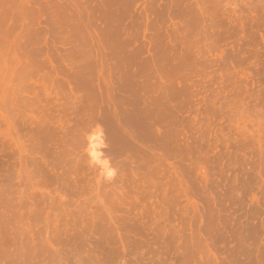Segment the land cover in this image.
<instances>
[{"label":"rangeland","instance_id":"rangeland-1","mask_svg":"<svg viewBox=\"0 0 264 264\" xmlns=\"http://www.w3.org/2000/svg\"><path fill=\"white\" fill-rule=\"evenodd\" d=\"M47 1H49V4L51 5L52 1H50V0H0V211H1L0 217H2L1 220L3 219L2 221L5 222L4 219L8 220L7 215L11 214L13 210H17L15 212L16 213L18 212L17 215L19 214L18 219L16 218L17 217L16 213H15V215L12 213L11 214L12 216L8 215L9 216L8 218L10 220L9 222L7 221L5 223H2V221H0V223L2 225L6 224V225H3V226H6V228L3 226L1 227V224H0V229L3 228L0 230L3 233V234L0 233V239H2V240H0V264H93V262H94V264H99L97 262L98 260H100L102 257L105 258L106 256H108L109 254H112V253H114L115 255H113L114 256L113 258L110 255L111 256V260H110L111 264H113L112 260H113L114 264H159V263L160 264H168V263L169 264H226V263L227 264H261V262H262V264H264V259H263L264 258V253H263L264 252V249H263L264 248L263 247L264 246V213H263L264 212V165H263V163H264V104H263L264 101L261 100V99H264V88H263L264 87V85H263L264 84V70H263L264 69V53H262V51L264 52V31H263V29H264V27H263L264 26V12H263L264 11V8H263L264 0H262V2H261V0H218V1L217 0H206V2L204 0L203 1L202 0H199V1L193 0L194 2L192 0H189V1L188 0L187 1L180 0L181 2L180 3L178 2V5H181V6L174 5L175 7H178V11L180 13V16L183 14V12L185 13L187 11L188 6H186V4H188V3L190 4V2L193 4V6H192V4H190L193 7L192 9H195V12H197V13H198V11H199V13L202 10L205 11L206 9L204 10V8H207L206 12L208 11L207 12L208 15L205 14L206 17L204 18V17H200V14L202 12L200 14L199 13L196 14V15H198V16H196V18H198V19H194V23H195V25L200 26L203 23L206 24V22H207L209 24L211 23L213 26L211 25V28H210V27H208L210 25L207 24L206 30L202 29L198 32H194V33L190 34L187 37L189 40H194L197 43L195 48H196V51L199 52V54H197V53L196 54L198 56L202 55L201 58L203 60H201L200 56L198 58L195 54V59L196 58L198 59L195 61H197L196 63L197 64L199 63L200 65L198 64V67H195V66H197V64L194 65L195 63L193 62L194 64L192 63L191 67H189V69L190 68L191 69L190 70H184L181 74V75H183V73H186V74H184V76L187 77L189 80L195 79L194 80L195 83H193L195 86H194V88H193V86H191L193 81L190 80L189 83H191V84L188 85V88L190 86L192 88L187 89L186 91L182 92V95L180 94L181 96L178 97V99L181 98V100L177 99L178 106H180V107H178V109H177L178 111L175 110L174 113H176V114H173V116L170 117L171 119L174 116L176 118L174 117L175 119L173 118L171 122L170 121H169V123L167 122L168 127H167V125L161 126L160 133L158 130H156V128H154V129L152 128L153 130L151 128H148V129L146 128L147 130H143L142 128L138 127V125L137 126L135 125L136 127L139 128L138 130L142 129L140 131L141 135L143 134L142 131L146 132L144 135H142V139L137 138L138 137L137 135H139L140 132H138L137 129L134 128L135 126H133V124L132 125L131 124H123L125 126V128L128 129V131L125 129V132H124V127H122L123 125H121V127H122L121 128L120 125L119 126L117 125L116 121L114 122V120H115V118L113 117L114 111L112 112V110H113V107H112L113 103L112 102L113 101L115 102V100H116V99L113 100V98L116 97V94L118 92V88L116 87V84H115L116 83V77H121V76L126 77L128 75V72L130 70L129 63L132 62V58L134 57V55L137 54L138 52H140L137 48L128 50L127 54L132 55V57L130 55V60H128L129 63H124L123 64L124 66L123 65L121 66V64H120L119 66H117L118 68H116L115 64L117 61H115V60H117V59H116L113 51H115V50H121L122 51L123 50L122 48L125 47V45L122 44L124 41L121 43V38L123 37V35H121V33L118 32L117 27H120L124 24L130 25L134 19H137L136 15L133 13L130 14L129 8L123 9L121 12H117L114 10V14L111 16V18L108 20L107 24L105 25V23H104L105 21H102V17L105 15V13H100V12L95 11V12H97L95 14V12H93L94 11L93 6L96 3L102 4L103 3L102 1H104V0H98V1L97 0L96 1L95 0H93V1L89 0L90 2L88 0H76L78 6L75 5L76 8L75 7L74 8L77 9L75 11H77V13L79 15H77V13L74 14V15H76V17L73 20L69 21V23L71 22L72 24H75V25L73 26L71 24L70 26L65 27V25H63V23H61L60 21L55 20L52 17H49V15L46 13L47 12L46 10L41 11V12L37 11V6L40 7L39 5H41L42 3H43L42 5L45 6V8H50L51 6L48 4ZM201 1H202V4L200 5ZM139 2L144 3L143 0H136V1H134L133 4L135 5ZM164 2H165V0H157V3H159V6L156 3L158 15H160V11L162 13V11L164 12V10H165V8H163L165 5V4L163 5ZM183 2H184V4H183ZM198 2H199V5H198ZM194 3L196 4V6ZM204 3L206 5H203ZM261 3H262V5H261ZM24 4L27 6H25ZM89 4H91V5H89ZM160 4H161L162 8H161ZM256 4L257 5L259 4V6L262 8H260ZM21 5L23 7L22 13H20L21 9H19V6H21ZM42 5H41V7H42ZM46 5H47V7H46ZM29 6L31 9H35L36 12L29 11L28 10ZM174 6H173V8H174ZM245 6H248V7L244 8ZM254 6L255 7L257 6V8H255ZM26 7H27V10H25L24 13L26 14L28 11L27 16H26L27 18L25 17L26 19L25 18L23 19V17H24L23 10H24V8L26 9ZM173 8L171 9V11L175 10V8L174 9ZM245 9L248 12L244 11ZM18 10L20 12H18ZM176 10L172 11L171 14L173 16L178 14L177 13L178 11H176ZM87 11L89 14L87 13ZM90 11H92L93 16H92ZM126 11L128 13H126ZM223 11H225V12L227 11V12L223 13ZM17 12L19 13L18 15L22 14L23 17H22V15L16 16ZM29 12L34 15V16H31V18H33V17L34 18L38 17V18H37V20H36V18L31 19V21L34 20V24L32 23V26L34 25L33 26L34 32H33V35L29 39L26 40L25 38L21 39L20 36L23 33H25L24 30L27 32V29H25V27L27 25H25V27H24V24L31 22L30 18H29V16H30ZM210 13L211 14L213 13V15L210 16ZM214 13L217 15V18H219V19H215L216 15H214ZM224 14H228V15L224 16ZM86 15H89L91 18L89 16H86ZM158 15L156 16V18H157L156 20H158V17H160V19H161L162 14L160 16H158ZM254 15H256V16H254ZM260 15H262V16H260ZM173 16L170 18V20H169L170 22L168 21L169 18H164V17H162V21L165 20L164 22H162L160 19H159V21H157L158 23H156V21H155L156 26L161 27L162 29H163V27H166L168 29V28H171L172 26H173V28L177 27V25L181 26L183 24V23H181V21L183 22V19H184L183 16H182V18H179L180 16L178 15L179 16L178 17L176 15L177 16V17L175 16L177 18L176 20L173 19V18H175ZM208 16L210 19L207 18ZM251 17H253V20H251ZM255 17H258V18L255 19ZM100 18H101V20H100ZM201 18H203L201 20L203 22L200 21ZM245 18H246L247 22L245 21ZM24 20L26 23L25 22L22 23V21H24ZM28 20H29V22H27ZM96 20H98V24L99 23L101 24L103 22L101 25H99L100 26V27H98L99 29L95 26L97 23ZM232 20H233V22H232ZM37 21L39 22L40 25L37 23ZM160 21H161V23H160ZM212 21L215 23L218 21V23H216V25H215V24H213ZM226 22H227V24H226ZM12 23L15 24L14 26H16V27H12ZM16 23H17V25H16ZM46 23L49 25V28H48V26L46 27V25H45ZM164 23L165 24L167 23V25H164ZM176 23H177V25H176ZM198 23H200V24H198ZM220 23H222V25ZM10 24H11V27L13 29L10 28V26H9ZM19 24H20V26H19ZM98 24H97V26H98ZM227 25H229V27H227ZM104 26L108 29H115V30H110L109 32H102L101 27H104ZM219 26H220V28H219ZM245 26H246V28H245ZM45 27H46V29H44ZM141 27L143 29L144 26L142 25ZM217 27H218L219 31L221 30V32H218ZM223 27L225 28V30ZM213 28L215 29V31ZM248 28H250V29H248ZM261 28H263V29L260 30ZM37 29H38V31H37ZM42 29L45 31V33H44V31H42ZM244 29L246 31H244ZM247 29H248V31H247ZM251 29L253 30V35H252ZM144 30H145V27H144ZM241 30H243V31H241ZM255 30H256V32H255ZM39 31L41 33H39ZM98 31H99V33L97 34ZM211 31H212L214 36L212 35V33H210ZM46 32H48V33H46ZM257 32H258V34H257ZM222 33L223 34L225 33L224 36ZM228 33H230V34H228ZM215 34H217V35H215ZM219 34H220V36H218ZM249 35H250V37H249ZM216 36H218V37H216ZM230 36H231V38H230ZM242 36H244V37H242ZM246 36L248 39L249 38H251V39L248 40L246 38ZM140 37L142 38V36H140ZM253 37H254V39H252ZM256 37H258V38H256ZM245 40H247V41H245ZM255 41H256V43H255ZM52 42H53V44H52ZM145 42L146 41H144L143 38L140 39L138 37V44L141 43V45H144ZM245 44H247V45H245ZM242 45H245V46H242ZM250 46H252V48ZM114 47L117 49H115ZM236 47H237V49H236ZM253 47H254V49H253ZM92 48H93V50H92ZM94 48L96 49L97 53H98V49L99 50L102 49V52L99 51V55H98L99 57L97 56V53H95L96 51ZM138 48H139V46H138ZM229 48H230V50H229ZM241 48H242V50H241ZM262 48H263V50H262ZM243 49H246L248 51L244 50V52H243ZM252 49H253V52L251 51ZM90 51H92V52L90 53ZM93 51H95L94 53L96 55L93 53ZM228 51H232L234 54L235 53L236 54L235 55L233 53L228 54V53H230ZM258 52H259V54H258ZM226 53L228 54V56ZM254 53H255V57L252 56V55H254ZM142 54L138 60H140L143 64H145L147 62L148 53L142 52ZM230 55H232V56H230ZM96 56H97L98 60H96L97 58L94 59ZM256 56L259 58L258 61L262 62V63H259L256 60L257 59ZM174 57L176 58L175 60L178 61L179 56H174ZM105 58L109 62L108 63L109 66H107V67L108 68L110 67V69H107L106 71H105V69L107 67L105 69L102 68L103 64H101L102 62H100L102 59H105ZM110 58L114 59V60H112V65L114 63L113 67L111 65V59ZM56 61H57V63H56ZM59 64H61V65H59ZM211 64H213V65H211ZM259 65L262 66L261 69H260ZM114 66H115V68H114ZM101 70H103V73H101ZM194 71L196 73L197 72L198 73L196 74V73H194ZM146 72H147V70L140 73V75L138 74V76H141V75L145 74ZM254 73H256V74H254ZM107 74H109L108 78L111 82L107 79V77H106ZM188 74H190V75L193 74V75L190 76ZM181 75H180V78H181ZM233 75L234 76L236 75V76L234 77ZM194 76H196V77H194ZM213 76L215 79L212 78ZM70 77L72 80L70 79ZM97 77H98V80H97ZM105 77H106V79H105ZM192 77H194V78H192ZM102 79L104 80V82L106 84L103 82ZM218 79H219V81H218ZM261 79H262V81H261ZM38 80H40L41 82ZM106 80H108L109 83ZM197 81H199V82L201 81L202 83L201 82L199 83ZM45 82H49V83H45ZM42 83H43V85H42ZM234 83H237V84H234ZM240 83L244 84V85L238 86V84H240ZM49 84H50V86H48ZM180 84L182 85L183 82H181ZM39 85L41 88L39 87ZM111 85H113V86H111ZM44 86H47L48 88L44 87ZM105 87H106V89H105ZM235 87H236V89H235ZM237 87H241V88H237ZM42 88H43V91H42ZM197 88L199 90H197ZM261 88H263V89H261ZM241 89H243L244 91ZM188 90H191V92ZM253 90L255 91V93ZM57 91H59V92H57ZM107 91L109 94H106ZM196 91L197 92L199 91L198 92L199 94ZM234 91H236V92L241 91V92H237V94H236V92L234 93ZM200 92H204V93L200 94ZM42 93H45L46 95L45 94L43 95ZM184 93H185V95H184ZM192 94H193V97H192ZM194 94H195V96H194ZM217 94H218V96H217ZM95 95H97V96H95ZM206 95H207V97H206ZM238 96L240 97L239 99H238ZM252 96L254 98L256 97L255 100H252V99H254V98H252ZM259 96L262 98H260ZM58 97H59V99H57ZM186 97H188V98H186ZM201 97H202V99H201ZM84 98L85 99L88 98V99L85 100ZM199 99H200V101H199ZM206 99H207V102H206ZM209 99L211 102L209 101ZM213 99H214V101H213ZM81 100L83 101V103H85L84 100L86 101V103H85V105H87L86 108L82 107L84 104L82 103ZM100 100L102 101V104H101ZM105 101L107 103H105ZM181 101L185 102L184 105L182 104ZM188 101H191V102H189L190 104L188 103ZM250 101L252 103H250ZM258 101H259V104L261 106L257 105ZM260 101H262V102L260 103ZM90 102L93 104L90 105L89 104ZM255 102H257V103H255ZM98 103H100V104H98ZM207 103H209V104H207ZM211 103H213V104H211ZM249 103L251 105H254V106H250ZM192 105H193V107H191ZM207 105L208 106L210 105V107H208ZM224 105H225V107L228 105L229 106H228V108L222 107ZM235 105H236V107H235ZM255 105H257V106H255ZM98 106H99V108H98ZM195 106H197V107L194 109ZM187 107H188V109H186ZM78 108H80L81 110ZM82 108H85V109L82 110ZM104 108L107 110L104 111ZM109 108H110V110H109ZM189 108H190V110H189ZM93 109H95V110H93ZM213 109H214L215 113L213 112ZM221 109H223V111ZM89 110L91 111V113L88 112ZM101 110H103L104 113ZM179 110H180V112H179ZM186 110H187V112H186ZM192 110H193V112H192ZM194 110H197V111H194ZM203 110H205L206 113H204L205 111H203ZM226 110H228L227 114H226V112H224ZM78 111H80L81 113H79ZM83 111H84V115L82 114ZM93 111H94V113H96L95 114L96 117L94 116V114H92ZM98 111L102 112V114L97 113ZM86 112H88V114H86ZM177 112L180 113L179 114L180 116H178ZM182 112H184V113H182ZM78 114L79 115L81 114L80 117L82 116L83 119H82V117H81V119H79ZM85 114H86V117H85ZM220 114H221V116H220ZM223 114H225V115H223ZM87 115H90L91 117L87 116ZM186 115L188 118L190 115V118H189L190 122H189V119L186 117ZM205 115H207L208 117L205 118ZM212 115H213V118H212ZM233 115H235L236 117L235 116L233 117ZM107 116L112 118V119L107 118ZM177 116H178V118H177ZM200 116H202L204 118H200ZM84 117L86 119H84ZM88 117H90L91 120L88 119ZM92 117H94V118H92ZM185 117H186V121H185ZM77 118L79 119V121L81 120L80 123H78L79 121H77L78 120ZM97 118H98V120H97ZM105 118L107 121L105 120ZM179 118H181V119H179ZM207 118H208V120L206 121ZM237 118L239 120H237ZM183 119H184V122H183ZM232 119L233 120L235 119V120L233 121ZM89 120H90V122H89ZM92 120L95 123H93V122L91 123ZM100 120H101V122H100ZM192 120H193V122H192ZM196 120H199V121H196ZM102 121H103V123H102ZM105 121H106V123H105ZM179 121L181 124L182 123L183 124L181 125L179 123ZM211 121H213L212 122L213 124L211 123ZM256 121H257V123H256ZM37 122H39L38 124L40 126L36 124ZM46 122H48V125L46 124ZM61 122L63 125H59V124H61ZM75 122H76V125H75ZM197 122H198V126L196 125L195 128H193L192 125L194 126V124ZM205 122H207V123L209 122V123L205 124ZM218 122L220 125L217 124ZM186 124L188 125V127H186L188 129L183 127ZM210 124H211V126H210ZM221 124H223V125H221ZM225 124H227V125H225ZM43 125L44 126L46 125V126L44 127ZM50 125H53V126L50 127ZM175 125H176V127H175ZM189 125L191 127H189ZM38 126H39V128H38ZM130 126H132L131 129H130ZM165 126L168 129L165 130V128H164ZM223 126H226V128L225 127L223 128ZM111 127H112V129H111ZM116 127H118V128H116ZM199 127H200V129L197 130V128H199ZM202 127H204V128H202ZM46 128H48V129L46 130ZM201 128H202V131H201ZM116 129H118V131H116ZM120 129L122 130V133H121ZM135 129H136V132L138 134L136 132H134ZM175 129L176 130L180 129L179 130L180 134H179V131H177L178 132V134H177ZM189 129L191 131L193 129V131L191 132ZM65 130H67V131H65ZM110 130L112 132H110ZM154 130H155V132H154ZM162 130H164L163 131L164 133L167 130L168 131L173 130L172 131L173 133L170 132V134H169V132H166L168 135L163 134V136H164L163 137L162 136V133H163ZM187 130H189V132ZM205 130L208 134H210V138H209V136H207L208 134L206 132H204ZM55 131H56V134H55ZM62 132H65V133H62ZM126 132L129 133V135L125 134ZM149 132H151V134L155 135V138L157 136L159 137V135L164 138V141L161 138H160V141L162 140V144H164V146L166 145L165 146L166 149H163L165 151H163V150L161 151V146H160L161 144L160 145L157 144V141H158V143H161L159 141V138L155 139L154 137H152L153 135H151V139L149 138L150 137ZM58 133H60V134H58ZM147 133H148V135H147ZM155 133H157L158 135ZM115 135H118V137ZM119 135H121L122 137ZM180 135H181V137H180ZM144 136H145V138H144ZM170 136H171V138H170ZM192 136L194 138H192ZM111 137H112V139L110 141ZM139 137H140V135H139ZM147 137L149 140L147 139ZM165 137L168 138L167 143L168 144L170 143L171 145H173V143H175L177 141L176 139H179V140L177 141L178 143L176 142L177 144L175 143L173 145V148H171L172 146L167 145V143L165 141L167 139ZM178 137H180V138H178ZM195 137H196V139H195ZM200 137H202V138H200ZM205 137H207V138H205ZM222 137H223V139H222ZM113 138H114V141H113ZM135 138H136V140H135ZM143 138L146 141L148 140L147 143L149 145L145 144L146 141L143 140ZM153 138H154V140H153ZM185 138H186V140H185ZM204 138L206 139V141ZM89 139H91V141H92L91 147L89 145L90 144ZM127 139H129V141ZM133 139L135 141H133ZM188 139H189V141H188ZM255 139H257V140H255ZM140 140H142V141H140ZM169 140L171 142H169ZM218 140L220 143L218 142ZM230 140H232V141H230ZM253 140H254V142H253ZM181 141H182V143H185L184 145H186V146L181 144ZM184 141H186V142H184ZM192 141L194 142V144ZM198 141H200V142H198ZM118 142H119V145H118L119 148H116V147H118L117 146ZM120 142H122V143H120ZM123 142L125 143V145ZM139 142H141V143H139ZM154 142H156V143H154ZM202 142H204V143H202ZM225 142H226V144H222ZM98 143H100V145ZM253 143H255V144L253 145ZM120 144H123L124 146L123 145L122 146L124 148H126V149H123L125 151V154H124V151L122 150V148L120 149V147H122V146H120ZM154 144L159 145L160 148L158 146L157 147L160 150H158L156 145H154ZM180 144H181V147H180ZM190 144H192L193 146ZM214 144H217V146ZM256 144L257 145L259 144V145L257 146ZM111 145L114 148H112ZM128 145H130V147ZM187 145H188V147H187ZM207 145L208 146L211 145L212 148H210L211 147L210 146L209 147L210 149H207L208 148ZM223 145H224V148L221 147ZM241 145H242V147H241ZM144 146L145 147L147 146V147L145 148ZM194 146H195V148H194ZM203 146H205V147H203ZM225 146H227V147H225ZM253 146H255V147L253 148ZM102 147L104 149H102ZM140 147H142V148L140 149ZM150 147H152V149ZM162 147H163V145H162ZM190 147L194 148V149H196V148H198V149L194 150V149H191ZM214 147H216V148H214ZM238 147L239 148L241 147L243 150L237 149ZM244 147H245V150H244ZM174 148L176 149V151ZM178 148H180V150H178ZM188 148H190L191 151H189L190 149H188ZM149 149H150V151H149ZM119 150L121 151L120 153H122V151H123V153L121 155L118 154ZM185 150L187 152L189 151L188 153L190 154L189 155L190 157L188 156V153H186ZM198 150L200 151V153L198 152ZM221 150H222V153H221ZM226 150H228V152H230L231 154L230 153L227 154L228 152ZM100 151L102 153H99ZM179 151H181V152H179ZM195 151H197V152L195 153ZM106 152H108V153H106ZM157 152L159 154L155 155V154H157ZM165 152H167V155H168V153H170L169 158H168V156H166L164 154ZM171 152H173L172 155L174 157L171 155ZM131 153H133V154H131ZM135 153H137L136 154L137 156L134 155ZM149 153L153 154L154 156L152 155V157H151V155H149ZM193 153L198 154L197 156L200 155V157L202 159L204 158L203 160L205 163L203 162V160L200 157L199 158L202 160V162H200L201 160L198 158L199 163H197V157H195L196 155L193 156ZM115 154H118L119 157H117L118 155L116 156ZM123 154H124V156H122ZM126 154H128V156H130V155H133V156L128 157ZM175 154H177V155H175ZM183 154H186V155L183 156ZM201 154H204V157ZM103 155H105V156H103ZM138 155L141 156L140 157L141 159L138 158L139 157ZM179 155H180L181 159H179L180 158ZM213 155L216 156V158H214ZM155 156L159 157V159H161V160L163 159L162 160L163 162L161 160H159L158 158L156 159ZM185 156L188 157V160H187V157H185ZM217 156H220V157L224 156L223 157L224 159H222V157L220 158ZM88 157H90V158L87 159ZM144 157H146V158H144ZM206 157H207V159L208 158L209 159L206 160L205 159ZM225 157H227V158H225ZM147 158H148V160H147ZM171 158H173V159H171ZM210 158H212V159H210ZM111 159H113V160H111ZM122 159L124 161L123 163L125 166H122L123 165L121 162ZM136 159L138 160V162L140 160L141 161L139 163H137ZM143 159H145L144 161L147 160L148 163L144 162ZM185 159L187 161H185ZM232 159H234V160H232ZM57 160H58V162H56ZM127 160L128 161L130 160L131 163L128 162ZM155 160H156V162H155ZM158 160L161 161V163L160 162L158 163ZM175 160H178L179 162L177 163V161H175ZM189 160H191L192 162ZM209 160L210 161L212 160L214 163L212 161H211L212 162L211 163ZM230 160H232L231 163H230ZM59 161H60V164H59ZM119 161H120V163H118ZM135 161H136V163H135ZM220 161H222V163ZM227 161H229V162H227ZM233 161L236 163H234ZM49 162H50V164H49ZM153 162H155L156 164ZM175 162H176V164H175ZM193 162H195V164ZM116 163H118V164H116ZM140 163H142L141 164L142 167L140 166ZM150 163H153V165L151 164L152 165L151 166ZM47 164H49V165H47ZM154 164H155V166H154ZM157 164H158V167L156 166ZM159 164L163 165V166L161 165L162 168L160 167ZM213 164H214V167L216 166L215 168L219 169L220 171L215 170V168L212 167ZM233 164H234V166H233ZM51 165L53 166V168ZM60 165H61V167H59ZM144 165L146 166V169L148 166H149L148 168H150V169L146 170ZM166 165L168 167H166ZM182 165L185 167L182 168ZM230 165H232V166H230ZM262 165H263V167H262ZM56 166H57V168H56ZM104 166L106 167V169H104V171L102 173L101 170H103ZM138 166H140L139 168L141 170H143V171L139 170L140 174H136V172H138V169H139ZM188 166L189 167L191 166L192 171L190 170V168ZM197 166H198V168H197ZM209 166L211 169H209ZM229 166H230V168H229ZM46 167H47V169H49V171L51 173L47 171L49 174L45 175V173H47V172H45V170H47V169H43V168H46ZM87 167H89V168L93 167L92 169H94V170L90 169L91 170L90 171L87 169ZM127 167H129L128 169H130V171L127 169ZM193 167H195V168H193ZM200 167H201V169H200ZM232 167H234V168H232ZM83 168H85L87 172ZM136 168H137V170H136ZM157 168L159 171H157ZM212 168H214V170H212ZM152 169H153L154 173L152 172ZM162 169L167 170V172L165 170V175H164V170H162ZM168 169H170L169 171H171V172H169ZM196 169H198V170H196ZM221 169L224 171L226 169V171L223 172ZM210 170H211V173H209ZM227 170H228V172H227ZM144 171L147 174H144ZM184 171L187 174H185ZM195 171H197V174ZM43 172H45V173H43ZM126 172H128L129 175H126V174H128ZM150 172H152L153 175ZM160 172H161V174H157L158 177L162 178L159 181V178H156L155 174L160 173ZM189 172H190V174H188ZM216 172H217V174H216ZM219 172L224 174L225 179H224V177H221L223 175ZM232 172H233V174H232ZM62 173H63V175L65 174L64 175L65 177L64 176L61 177L59 175V174L62 175ZM66 173H68V174L70 173L69 174L70 176L67 175ZM141 173L144 174L145 176L147 175L149 177L148 178L146 176V178H145L146 182H144L145 176L142 175ZM149 173H150V175H149ZM192 173H193V176H192ZM234 173H235V177H234ZM71 174H72V176H71ZM81 174L84 177L83 176L81 177ZM108 174H111V175H108ZM219 174H221V175L218 176ZM226 174H227V176H226ZM116 175H117V177H116ZM118 175L120 177H123V178L120 179V177ZM130 175L132 176V178H135V179H133L134 181L135 180L137 181L140 178H141V181H142V179L144 181L141 183V181L138 180L137 182L133 183L134 181L131 178H128ZM154 175H155V177H154ZM229 176H231V177H229ZM52 177H54V178L52 179ZM58 177H60V178L58 179ZM63 177H64V179H63ZM79 177H81V178L79 179ZM89 177L91 180L89 179ZM166 177H167V179H166ZM170 177H171V179H170ZM198 177L203 178L204 181L202 179H197ZM55 178H57V181H59V182H56V180H54ZM164 178H165V180H164ZM176 178H178L177 181L179 180V183H178L179 188H181V189H178V187H177V189L179 191L181 190V192L182 193L184 192L185 194L178 192L176 187L174 188V186H178V184L176 182ZM230 178H232V179H230ZM60 179H63V180L60 182ZM82 179H84V180H82ZM88 179L90 182H88V184H87L86 181H88ZM94 179H95V181H94ZM114 179H115V181H114ZM126 179H128V180H126ZM209 179H211V180H209ZM222 179H223V182L221 181ZM228 179H230L231 181H229ZM233 179L235 181H233ZM64 180H66V182ZM123 180H124V182H123ZM149 180H150V182H152V180H153L154 185H153V183L148 184ZM196 180L198 181V183ZM92 181L94 184L91 183ZM161 181H164L165 183L161 182ZM167 181H168V183H167ZM210 181L213 182L212 185L210 184L211 183ZM102 182H104V183H102ZM63 183H64V185H63ZM68 183H69V185H68ZM70 183H71V185H70ZM169 183L173 184V186L170 184L171 188H169L170 187ZM221 183H223L224 185ZM72 184H74V187L72 186ZM125 184H128V185H125ZM139 184H140L141 188H140V186H138ZM232 184H234L236 186H233ZM129 185L131 187L133 186L132 189L130 188ZM145 185H146V187H145ZM160 185L162 186V191L160 190V188H161ZM163 185H165L166 187H164ZM216 185H217V188H216ZM137 186H138V188H137ZM199 186L201 189L198 188ZM250 186H252V187H250ZM91 187L94 189H92ZM125 187H126V189H125ZM128 187H129V190L131 189L134 192L132 193V191L130 190L131 191V193H130L129 190L127 189ZM163 187L165 189H163ZM192 187H194V188H192ZM195 187L197 188V190ZM204 187L208 192L205 191V189L204 190L202 189ZM222 187L227 188V190L225 189L226 190L225 191ZM85 188H87V189L85 190ZM117 188L121 189V192H122V195H119V196H122V198H125V199L127 198V195L129 197L126 200L124 199L125 201L122 200L124 202L123 204H122V202H120V204L118 203L119 205L117 204L118 206L109 207L108 203H104V200H107V201L109 200L108 196L110 194L108 192L110 189H111L110 191H113ZM149 188L152 190V193L149 190ZM182 188L184 191L182 190ZM190 188H192V189L190 190ZM242 188H243V190H242ZM81 189H82V191H80ZM143 189L145 190L146 193H144ZM155 189H157V190H155ZM168 189H170V192ZM232 189H233V191H232ZM107 190H108V192H107ZM122 190H124V191H122ZM135 190H136V192L138 191L139 193L138 192L135 193ZM163 190H165V193ZM214 190H217L215 192H218V193L215 194ZM104 191H106V193ZM149 191L153 195H151L149 193ZM187 191H189V194ZM118 192L121 193L120 191H118ZM124 192L127 193V194L125 193L126 196H124ZM141 192L143 193V197H141L142 195H139V194H142ZM154 192L156 193L155 198L153 197ZM161 192H163L164 196L162 195ZM174 192H175V194H174ZM160 193H161V195H159ZM231 193L233 196L231 195ZM72 194H73V196H72ZM78 194H79V196H78ZM88 194L91 198L88 196ZM105 194H109V195H106L107 197H105ZM147 194L148 195L150 194L151 196L150 195L145 196ZM168 194H170V196L167 197ZM132 195H133V197H132L133 199L130 198ZM188 195H191V197H193V199ZM242 195L243 196L245 195V196L243 197ZM144 196L146 198L149 197V198H147L148 200ZM160 196L161 197L163 196V197L161 198ZM216 196L223 201H221V200L217 201L218 199L216 198ZM227 196L231 197L232 199L227 197ZM174 197L176 200L174 199ZM262 197H263V199H262ZM113 198L115 199V197H113ZM139 198H142V199H139ZM163 198L164 199L167 198L169 200H167V199L164 200ZM171 198L174 201H172ZM235 198H237V199L239 198L240 200L239 199L237 200ZM143 199H146V200L143 201ZM24 200L27 202V203L26 202L25 203L28 205H25ZM132 200H134V202ZM129 201H130V203H132V202L133 203L130 205ZM220 201H221V203H223V207H224L223 209H225L224 211H223V209H221L222 204L220 203ZM135 202L137 205L136 204L134 205ZM147 202H148V204H147ZM153 202H155L157 204H155ZM20 203L22 204L21 207H20ZM125 203H126V205H125ZM159 203H161L160 205H162V207L159 205ZM138 204H141L142 206L140 205L141 206L140 207V206H138ZM167 204H170V205L167 206ZM171 204H173V205L175 204V206L172 205L173 206L172 207ZM183 205L186 207L191 205L192 207L191 208H189V207L183 208L184 207ZM240 205H242V207ZM25 206H26V208H25ZM104 206H107L108 210L110 212H113L114 216L119 218V221L117 223V227L120 226V229H121L120 233L121 234L124 233L125 229H126L127 231H131L130 233L133 235V237L131 238V240H132L131 243L127 246V248L130 250V252H129V254L127 252L126 257H124V258H120V257H122V256H120V255H122V253L120 255H116V253L119 252L118 249H120V247L117 246V243H115L116 247H114L115 246L114 244L113 245L110 244V247H108V245L106 247H104L102 245H98V244L96 245V243L98 242L97 239L102 234V230L99 228V225L102 224V223H100L101 217H102L100 207H104ZM143 206H144V208H143ZM148 206H150V207H148ZM220 206H221V208H220ZM137 207H139V208H137ZM147 207H148V209H147ZM169 207H170V209H169ZM200 207H203V208L201 209ZM126 208H128V209L126 210ZM131 208H132V210H131ZM150 209H153L152 212H154V211L155 212L153 214H151L152 212L150 211ZM173 209L175 211H177V210L178 211L175 213V211ZM180 209H183V210L188 209V210H186V212L187 211H190V212H187V214H186L185 211H183V210L180 211ZM163 210H164V212H162ZM165 210L168 211V213H166ZM170 210H171V212H170ZM6 211H8V212H6ZM132 211L134 212L133 214H132ZM148 211H150V212H148ZM200 211L202 212V214ZM203 211H205L204 212L205 214L203 213ZM208 211H210V212H208ZM138 212L141 214V216H140V214L137 215ZM147 212H148V214H147ZM159 212L164 216H162L161 214L159 215ZM181 212H182V214H181ZM191 212H193V213L191 214ZM216 212H218V213H216ZM257 212H259V213H257ZM1 213H3V214H1ZM135 213H137V214H135ZM149 213H150V215H149ZM157 213L159 216H157ZM188 213H190V214L188 215ZM207 213H208V215H207ZM222 213L224 215H222ZM5 214H6V216H5ZM130 214H132V215H130ZM168 214H170V216ZM217 214H218L217 218L218 217L219 218L217 219L218 221L215 222L216 219H213V217H215V215H217ZM127 215H129L128 218H127ZM147 215L149 216V218ZM171 215H173L174 218ZM184 215L186 216L185 220H183ZM3 216H4V218H3ZM22 216H23V218H22ZM79 216L80 217L83 216V217L80 218ZM133 216L138 221H136V219ZM152 216H153V218H152ZM76 217H78L79 219ZM84 218L85 219L87 218V220H85ZM139 218L141 219V221ZM175 218H177V220H175ZM88 219H89V221H88ZM21 220L23 223L21 222ZM70 220H71V222H70ZM127 220H129L130 222L128 221L126 224ZM133 220H135V222H139V221L140 222L137 223V225H135L136 223ZM149 220H150V222L153 221V223L152 222L149 223ZM162 220L164 221V223L162 222ZM174 220H175V222H173ZM187 220L190 221L188 223L189 226L187 224V222H188ZM12 221L15 225L10 224V222H12ZM67 221H69L70 223H68ZM142 221H144L145 223ZM160 221H161V223H160ZM168 221L169 222L172 221V224H170ZM182 221H184V222L186 221V223L183 224L184 222L182 223ZM217 222H218V224H217ZM7 223H9V224H7ZM17 223H18V226H17ZM73 223H74V225H73ZM157 223H160V224H157ZM69 224H70V226L73 225L74 228H73V226L70 227ZM149 224L152 225V226L150 225L152 227L151 229H150ZM13 225H14V227H13ZM157 225L159 228L158 227L155 228V226H157ZM177 225H179V229L177 228ZM184 225H186V226H184ZM125 226L128 229L125 228ZM172 226H175L176 228H174ZM7 227L9 229L11 228L10 231H8L9 229ZM68 227H69V229H68ZM87 227H90L88 229H92V231H90L88 234L84 232V230H86ZM185 227H186V229H185ZM14 228H15V230H13ZM70 228H71V230H70ZM161 228H164V230L162 229L163 232L165 231L164 233L160 230ZM181 228L182 229L184 228V230H181ZM65 229H68V230H65ZM153 229H154V231H153ZM168 230L170 231V234H169ZM171 230L172 231L174 230L175 232L171 233L172 232ZM14 231H15V233H14ZM180 231H183V232H180ZM4 232H6L8 234V236ZM10 232L14 233L15 235H12ZM151 232H152V236H151ZM158 232H160V233H158ZM161 232H162V235H164L163 238H162ZM130 233L128 232V234H130ZM177 233H179V235ZM9 235L12 236L11 239L8 238ZM158 235H159V237H161L160 239L157 237ZM247 235L249 237H247ZM144 236H146V237H144ZM155 236L158 239L154 238ZM178 236H179V239H176V238H178ZM140 237H142V240ZM147 237H148V239H147ZM149 237L153 238V240ZM170 237H171V239L172 238L173 239L171 240ZM242 237H243V240H242ZM135 238H137V239H135ZM143 238H144V240H143ZM164 238H165V240H164ZM194 238H196V239H194ZM197 238H199V239H197ZM237 239H239L240 241ZM148 240H150V242L148 243L149 245L147 243L145 244V242H147ZM197 240H199V242ZM241 240H242V242H241ZM85 241L88 243H85ZM152 245H153V247H152ZM112 246L114 247V250H113ZM150 246L152 248H150ZM261 246H262V248H260ZM93 249H94V254H92ZM103 249L105 251H103ZM115 249H117V252L115 251ZM99 250H102V252L100 251L101 254L99 253ZM260 250H263V252ZM204 251H206V252H204ZM103 252H105V254ZM120 252H121V249H120ZM262 253H263V256H262ZM102 254H103V256H102ZM240 254H241V256H240ZM258 255H260V256H258ZM93 256H95V257H93ZM110 256H108V257L110 258ZM235 256H236V258H235ZM183 257L184 258L187 257V258L184 259ZM240 257H242L243 259H240ZM234 258H235V260H234ZM259 260L261 262H259Z\"/></svg>","mask_w":264,"mask_h":264},{"label":"bare ground","instance_id":"bare-ground-1","mask_svg":"<svg viewBox=\"0 0 264 264\" xmlns=\"http://www.w3.org/2000/svg\"><path fill=\"white\" fill-rule=\"evenodd\" d=\"M50 1H52V3H51V5L49 4V1H47L48 2V4L51 6L50 8H45V6H43L42 4V7H41V5H39L40 7H38L37 6V11L38 12H41V11H47L46 13L49 15V17H52V18H54L55 20H58V21H60L61 23H63V25H65V27H68V26H70L72 23L70 22L69 23V21L70 20H73L75 17H76V15H74V14H76L77 13V11H75V10H77V9H75L76 8V6H78L77 5V2H76V0H50ZM89 1V0H88ZM93 1V0H92ZM96 1V0H95ZM98 1V0H97ZM117 1V2H116ZM134 1H136V0H104V1H102L103 3L102 4H98V3H96L94 6H93V9H94V11L93 12H95V11H97V12H100V13H105V15L102 17V21H105L104 23H105V25L107 24V22H108V20L111 18V16L114 14V10L115 11H117V12H121L123 9H128L129 8V13L130 14H135L136 15V18L138 19H134L133 21H132V23L130 24V25H127V24H124V25H122V26H120V27H117V30H118V32H120L121 33V35H123V37L121 38V43L122 44H124L125 45V47H123L122 49V51L121 50H115V51H113V53H114V55H115V57H116V59L117 60H115V61H117L116 62V64H115V66H116V68H118L117 66H119L120 64H121V66L124 64V63H129L128 62V60H130V55H128L127 54V52H128V50H130V49H138L140 52H138L137 54H135L134 55V57L132 58V62H130L129 63V68H130V70H129V72H128V75L126 76V77H116V87L118 88V92H117V94H116V97L115 98H113V100H115V102L113 101L112 103V107H113V110H112V112L114 113L113 114V117L115 118V120H114V122L116 121V123H117V125L119 126L120 125V127H121V125H123V124H133V126H137L138 125V127H140V128H142L143 130H147L148 128H156V130H158L159 131V133H160V128H161V126H164V125H167V127H168V123H169V121L171 122L172 121V119L175 117H173L172 119L170 118L171 116H173V114H176V113H174L175 112V110H177L178 109V107H180V106H178V103H177V99H178V97L179 96H181L182 95V92H184V91H186L187 89H190V88H192L191 86H193V88H194V84L193 83H195V79L194 80H192V79H190L191 81H193L192 82V84L191 83H189L190 82V80L187 78V77H185L184 76V74H186V73H183V75H181L182 74V72L184 71V70H190L189 69V67H191V64L193 63L194 65H196L197 63V61H195V60H198L197 58L195 59V54L197 53V54H199V52L198 51H196V45H197V43L194 41V40H189L187 37L190 35V34H192V33H194V32H198V31H200V30H202V29H204V30H206V28H207V24H209V23H207L206 22V24L205 23H201L202 25H200V26H198V25H195V23H194V19H198V18H196V16H198V15H196V14H198L199 13V11H198V13L197 12H195V9H192L193 7V4L190 2V4H192V6L188 3V4H186V6H188L187 8V11L184 13L183 12V14L180 16V13H179V11H178V7H175L174 5H176V6H181V5H178V2L180 3L181 1L180 0H165V2L163 3V5H164V7L163 8H165V10H164V12L162 11V13H161V11H160V15H161V19H160V17H158V20H156L157 18H156V16L158 15L157 14V4H158V6H159V3H157V0H143V2L144 3H137V4H133L134 3ZM185 1H187V0H185ZM184 1V2H185ZM189 1V0H188ZM193 1V0H192ZM197 1V0H196ZM199 1V0H198ZM203 1V0H202ZM202 1H201V3H200V5L202 4ZM205 2H206V0H204ZM218 1V0H217ZM87 2V1H86ZM90 2V1H89ZM88 2V3H89ZM184 2H183V4H184ZM194 2V1H193ZM261 2H262V0H261ZM157 3V4H156ZM186 3V2H185ZM258 3V2H257ZM27 4V3H26ZM47 4V5H48ZM195 4V3H194ZM253 4V3H252ZM25 5V4H24ZM23 5V6H24ZM28 5V4H27ZM27 5H25V6H27ZM45 5V4H44ZM47 5H46V7H47ZM76 5V6H75ZM89 5H91V4H89ZM190 5V6H189ZM198 5H199V2H198ZM203 5H206L205 3L203 4ZM255 5V4H254ZM257 5V4H256ZM261 5H262V3H261ZM264 5V4H263ZM24 6V7H25ZM160 6H161V4H160ZM173 6H174V8H175V10L176 11H178L177 13L178 14H176L179 18H182V16H183V22L181 21V23H183L181 26H178L177 25V23L179 22H177L176 23V25H177V27H174L173 28V26L171 27V28H166V27H163V29L161 28V27H158V26H156V24H155V21H156V23H158L157 21H159V19L162 21V17H164V18H169L168 19V21L170 20V18L173 16L171 13H172V11H175V10H172L171 11V9L173 8ZM195 6H196V4H195ZM221 6V5H220ZM257 6H259V4L257 5ZM257 6L255 7V8H257ZM21 7V8H20ZM49 7V6H48ZM75 7V8H74ZM89 7V6H88ZM248 6H245L244 8H247ZM260 7V6H259ZM78 8V7H77ZM161 8H162V6H161ZM173 8V9H174ZM260 8H262V7H260ZM263 8H264V6H263ZM19 9H21V12L18 10V12H20V13H22V9H23V7H22V5L21 6H19ZM207 10V8H204V10ZM252 9V8H251ZM25 10H27V7H26V9L24 8V10H23V15H24V17H23V15L22 14H20V15H22V17H23V19L27 16V13H28V11H27V13L25 14L24 13V11ZM29 11H34V12H36V10L35 9H31L30 8V6H29V9H28ZM162 10V9H161ZM206 10L205 11H201L199 14H200V17H206L205 16V14H207V12H206ZM227 10V9H226ZM128 11V10H127ZM126 11V13H128ZM183 11V10H182ZM222 11V10H221ZM244 11H246V9L244 10ZM250 11V10H249ZM16 13L17 15L16 16H20V15H18L19 13ZM91 12V14H92V16H93V13H92V11H90ZM97 12H95V14L97 13ZM124 12V11H123ZM227 12V11H226ZM225 11H223V13H226ZM246 12H248V11H246ZM257 12V11H256ZM261 12V11H260ZM264 12V11H263ZM87 13H88V11H87ZM86 13V14H87ZM159 13V12H158ZM216 13V12H215ZM214 13V15H216ZM29 14H30V16H29V18H30V21H31V19H35L34 17L33 18H31V16H34L33 14H31L30 12H29ZM89 14V13H88ZM174 14V13H173ZM222 14V13H221ZM261 14V13H260ZM10 15V14H9ZM77 15H79L78 13H77ZM98 15V14H97ZM160 15H158V16H160ZM175 15V14H174ZM175 15V16H176ZM208 15V14H207ZM211 15H213V13L211 14L210 13V16ZM228 14H224V16H227ZM86 16H89V15H86ZM175 16H173V17H175ZM176 16V17H177ZM230 16V15H229ZM254 16H256V15H254ZM260 16H262V15H260ZM90 17V16H89ZM173 18V19H177V18ZM199 17V18H200ZM238 17V16H237ZM27 18V17H26ZM25 18V19H26ZM28 18V19H29ZM38 18V17H37ZM37 18H36V20H37ZM91 18V17H90ZM208 19H210L209 18V16L207 17ZM214 18V17H213ZM212 18V19H213ZM228 18V17H227ZM250 18V17H249ZM256 18H258V17H255V19ZM263 18V17H262ZM21 19V18H20ZM19 19V20H20ZM47 19V18H46ZM203 18H201L200 19V21L202 20ZM215 19H219V18H217V15H216V18ZM225 19V18H224ZM234 19V18H233ZM39 20V19H38ZM100 20H101V18H100ZM164 20V19H163ZM230 20V19H229ZM240 20V19H239ZM248 20V19H247ZM251 20H253V17H251ZM97 21V23H96V27L98 28V27H100L99 25H101L100 23L98 24V20H96ZM161 21H160V23H161ZM165 21V20H164ZM164 21H162V22H164ZM199 21V20H198ZM205 21V20H204ZM215 21V20H214ZM226 21V20H225ZM237 21V20H236ZM245 21H246V18H245ZM244 21V22H245ZM21 22V21H20ZM25 22V20L24 21H22V23H24ZM27 22H29V20L27 21ZM170 22V21H169ZM197 22V21H196ZM201 22H203V21H201ZM213 22V21H212ZM223 22V21H222ZM232 22H233V20H232ZM238 22V21H237ZM243 22V23H244ZM247 22V21H246ZM251 22V21H250ZM249 22V23H250ZM255 22V21H254ZM258 22V21H257ZM256 22V23H257ZM26 23V22H25ZM32 23L34 24V20L33 21H31V22H29V23H26V24H24V27H25V25H27L26 27H25V29H27V32L24 30V32L25 33H23L21 36H20V38L22 39V38H25L26 40L27 39H29L32 35H33V26H32ZM37 23L39 24V22L37 21ZM74 23V22H73ZM216 23H218V21L216 22ZM216 23L215 22H213V24H215L216 25ZM252 23V22H251ZM37 24V25H38ZM97 24H98V26H97ZM198 24H200V23H198ZM221 25H222V23H220ZM226 24H227V22H226ZM238 24V23H237ZM241 24V23H240ZM15 24H13L12 23V27H16V26H14ZM16 25H17V23H16ZM40 25V24H39ZM38 25V26H39ZM46 25V27L48 26V28H49V25L46 23L45 24ZM73 26L75 25V24H72ZM144 26L145 27V30H144V27H143V29H142V27L141 26ZM161 25V24H160ZM159 25V26H160ZM164 25H167V23L165 24L164 23ZM210 26H208V27H210L211 28V23L209 24ZM231 25V24H230ZM246 25V24H245ZM10 26V28H12L11 27V24L9 25ZM19 26H20V24H19ZM22 26V25H21ZM213 26V25H212ZM226 26V25H225ZM224 26V27H225ZM239 26V25H238ZM248 26V25H247ZM261 26V25H260ZM18 27V26H17ZM46 27L44 28V29H46ZM168 27V26H167ZM223 27V28H224ZM227 27H229V25H227ZM252 27V26H251ZM264 27V26H263ZM43 28V27H42ZM47 28V29H48ZM70 28V27H69ZM102 28V32H109L110 30H115V29H108V28H106L105 26L104 27H101ZM173 28V29H172ZM215 28V27H214ZM213 28V29H214ZM219 28H220V26H219ZM240 28V27H239ZM242 28V27H241ZM245 28H246V26H245ZM13 29V28H12ZM41 29V28H40ZM99 29V28H98ZM97 29V30H98ZM141 29V30H140ZM170 29V30H169ZM209 29V28H208ZM216 29V28H215ZM215 29H214V31H215ZM227 29V28H226ZM248 29H250V28H248ZM248 29H247V31H248ZM254 29V28H253ZM263 28H261L260 30H262ZM143 30V31H142ZM217 30H218V27H217ZM224 30H225V28H224ZM233 30V29H232ZM252 30V29H251ZM37 31H38V29H37ZM42 31H44L43 29H42ZM48 31V30H47ZM210 31V30H209ZM241 31H243V30H241ZM244 31H246L245 29H244ZM259 31V30H258ZM263 31H264V29H263ZM218 32H221V30L219 31L218 30ZM255 32H256V30H255ZM38 33V32H37ZM39 33H41L40 31H39ZM44 33H45V31H44ZM46 33H48V32H46ZM99 33V31L97 32V34ZM210 33H212V31L210 32ZM209 33V34H210ZM215 33V32H214ZM241 33V32H240ZM250 33V32H249ZM43 34V33H42ZM223 34V33H222ZM225 34V33H224ZM224 34H223V36H224ZM228 34H230V33H228ZM238 34V33H237ZM257 34H258V32H257ZM45 35V34H44ZM142 36V38L144 39V41H146L145 42V44L144 45H141V43H139L138 44V37L140 38V39H142L140 36ZM212 35H213V33H212ZM215 35H217V34H215ZM227 35V34H226ZM232 35V34H231ZM251 35V34H250ZM250 35H249V37H250ZM252 35H253V30H252ZM260 35V34H259ZM214 36V35H213ZM218 36H220V34L218 35ZM218 36H216V37H218ZM228 36V35H227ZM226 36V37H227ZM240 36V35H239ZM248 36V35H247ZM247 36H246V38H247ZM255 36V35H254ZM236 37V36H235ZM242 37H244V36H242ZM228 38V37H227ZM230 38H231V36H230ZM237 38V37H236ZM235 38V39H236ZM256 38H258V37H256ZM238 39V38H237ZM242 39V38H241ZM248 39V38H247ZM249 39H251V38H249ZM248 39V40H249ZM252 39H254V37L252 38ZM118 40V39H117ZM230 40V39H229ZM234 40V39H233ZM256 40V39H255ZM258 40V39H257ZM56 41V40H55ZM143 41V40H142ZM235 41V40H234ZM238 41V40H237ZM245 41H247V40H245ZM251 41V40H250ZM259 41V40H258ZM262 41V40H261ZM244 42V41H243ZM50 43V42H49ZM144 43V42H143ZM142 43V44H143ZM235 43V42H234ZM248 43V42H247ZM255 43H256V41H255ZM258 43V42H257ZM52 44H53V42H52ZM261 44V43H260ZM237 45V44H236ZM245 45H247V44H245ZM245 45H242V46H245ZM138 46H139V48H138ZM238 46V45H237ZM116 47V46H115ZM114 47V48H115ZM251 48H252V46H250ZM244 48V47H243ZM248 48V47H247ZM250 48V49H251ZM256 48V47H255ZM95 49V48H94ZM113 49V48H112ZM115 49H117V48H115ZM236 49H237V47H236ZM253 49H254V47H253ZM253 49L251 50L252 52H253ZM92 50H93V48H92ZM114 50V49H113ZM196 52H195V51ZM229 50H230V48H229ZM232 50V49H231ZM241 50H242V48H241ZM244 50H246V49H243V52H244ZM262 50H263V48H262ZM261 50V51H262ZM95 51H96V49H95ZM95 51H93V53L95 52ZM99 51L100 52H102V49H98V53H97V51L95 52V53H97V56L99 55ZM233 51V50H232ZM232 51H228V52H230V53H228V54H231V53H233ZM237 51V50H236ZM246 51H248V50H246ZM256 51V50H255ZM92 51H90V53H91ZM142 52L143 53H148V57H147V62L145 63V64H143L140 60H138L140 57H141V54H142ZM241 52V51H240ZM239 52V53H240ZM260 52V51H259ZM259 52H258V54H259ZM94 53V54H95ZM246 53V52H245ZM262 53H264L263 51H262ZM179 54V55H178ZM196 54V56L199 58V56ZM227 54V53H226ZM228 54H227V56H228ZM234 54V53H233ZM232 54V55H233ZM236 54V53H235ZM234 54V55H235ZM244 54V53H243ZM96 55V54H95ZM143 55V54H142ZM232 55H230V56H232ZM245 55V54H244ZM97 56L94 58V59H96L97 58ZM174 56H179V59H178V61H176L175 59V57ZM202 56V55H201ZM201 56H200V58H201ZM252 56H254L255 57V53H254V55H252ZM99 57V56H98ZM131 57H132V55H131ZM246 57V56H245ZM257 57V56H256ZM261 57V56H260ZM111 59V58H110ZM62 60V59H61ZM96 60H98V58L96 59ZM103 60V61H102ZM100 62H102L101 64H103V67L102 68H106L107 66H109L108 65V61H107V59L105 58V59H102ZM106 60V61H105ZM112 60H114V59H111V65H112ZM200 60V59H199ZM201 60H203L202 58H201ZM205 60V59H204ZM257 61L259 60V58L257 57V59H256ZM110 61V60H109ZM256 61V62H257ZM199 62V61H198ZM259 62V61H258ZM56 63H57V61H56ZM201 63V62H200ZM255 63V62H254ZM259 63H262V62H259ZM99 64V63H98ZM199 64V63H198ZM198 64H197V66H195V67H198ZM59 65H61V64H59ZM113 65H114V63H113ZM113 65H112V67H113ZM200 65V64H199ZM211 65H213V64H211ZM256 65V64H255ZM115 66H114V68H115ZM124 66V65H123ZM257 66V65H256ZM260 66V65H259ZM63 67V66H62ZM202 67V66H201ZM204 67V66H203ZM261 67L262 66H260V69H261ZM68 68V67H67ZM61 69V68H60ZM65 69V68H64ZM107 69H110V67L108 68H106L105 69V71L107 70ZM259 69V68H258ZM263 69V68H262ZM145 70H147V72L145 73V74H143V75H141V76H138V74L140 75V73H142V72H144ZM194 70V69H193ZM192 70V71H193ZM197 70V69H196ZM201 70V69H200ZM215 70V69H214ZM264 70V69H263ZM59 71V70H58ZM204 71V70H203ZM260 71V70H259ZM258 71V72H259ZM71 72V71H70ZM76 72V71H75ZM67 73V72H66ZM73 73V72H72ZM78 73V72H77ZM76 73V74H77ZM101 73H103V70H101ZM194 73H196L195 71H194ZM198 73V72H197ZM196 73V74H197ZM254 74H256V73H254ZM258 74V73H257ZM74 75V74H73ZM109 74H107V79L109 80V76H108ZM180 75H181V78H180ZM188 75H190V74H188ZM193 75V74H192ZM192 75H190V76H192ZM77 76V75H76ZM102 76V75H101ZM197 76V75H196ZM196 76H194V77H196ZM206 76V75H205ZM234 76V75H233ZM236 76V75H235ZM234 76V77H235ZM67 77V76H66ZM80 77V76H79ZM106 77H105V79H106ZM112 77V76H111ZM194 77H192V78H194ZM263 77V76H262ZM54 78V77H53ZM69 78V77H68ZM76 78V77H75ZM86 78V77H85ZM180 80H179V79ZM191 78V77H190ZM213 79H215L214 78V76L212 77ZM233 78V77H232ZM260 78V77H259ZM44 79V78H43ZM42 79V80H43ZM56 79V78H55ZM70 79H71V77H70ZM74 79V78H73ZM78 79V78H77ZM76 79V80H77ZM202 79V78H201ZM200 79V80H201ZM217 79V78H216ZM221 79V78H220ZM229 79V78H228ZM58 80V79H57ZM72 80V79H71ZM70 80V81H71ZM87 80V79H86ZM97 80H98V77H97ZM103 80V79H102ZM108 80H106V81H108ZM113 80V79H112ZM179 80V81H178ZM203 80V79H202ZM234 80V79H233ZM38 81H40V80H38ZM48 81V80H47ZM61 81V80H60ZM66 81V80H65ZM83 81V80H82ZM100 81V80H99ZM110 81V80H109ZM109 81H108V83H109ZM218 81H219V79H218ZM251 81V80H250ZM260 81V80H259ZM258 81V82H259ZM261 81H262V79H261ZM41 82V81H40ZM44 82V81H43ZM50 82V81H49ZM49 82H45V83H49ZM56 82V81H55ZM59 82V81H58ZM103 82H104V80H103ZM111 82V81H110ZM114 82V81H113ZM181 82H183V84L181 85L180 83ZM197 82H199V81H197ZM196 82V83H197ZM201 82V81H200ZM199 82V83H200ZM217 82V81H216ZM246 82V81H245ZM51 83V82H50ZM100 83V82H99ZM105 83V82H104ZM107 83V84H108ZM202 83V82H201ZM204 83V82H203ZM218 83V82H217ZM242 83V82H241ZM238 84V86H240V85H244V84ZM244 83V82H243ZM263 83V82H262ZM37 84V83H36ZM60 84V83H59ZM79 84V83H78ZM106 84V83H105ZM181 86H180V85ZM189 84H191V86L188 88V85ZM234 84H237V83H234ZM252 84V83H251ZM41 85V84H40ZM40 85H39V87H40ZM42 85H43V83H42ZM52 85V84H51ZM64 85V84H63ZM62 85V86H63ZM98 85V84H97ZM104 85V84H103ZM264 85V84H263ZM48 86H50V84L48 85ZM94 86V85H93ZM96 86V85H95ZM108 86V85H107ZM111 86H113V85H111ZM199 86V85H198ZM231 86V85H230ZM236 86V85H235ZM241 86V87H242ZM260 86V85H259ZM44 87H47V86H44ZM202 87V86H201ZM241 87H237V88H241ZM245 87V86H244ZM41 88V87H40ZM48 88V87H47ZM94 88V87H93ZM108 88V87H107ZM116 88V89H117ZM264 88V87H263ZM263 88H261V89H263ZM55 89V88H54ZM105 89H106V87H105ZM112 89V88H111ZM114 89V88H113ZM235 89H236V87H235ZM109 90V89H108ZM196 90V89H195ZM197 90H199L198 88H197ZM233 90V89H232ZM241 90H243V89H241ZM257 90V89H256ZM42 91H43V88H42ZM55 91V90H54ZM60 91V90H59ZM59 91H57V92H59ZM103 91V90H102ZM117 91V90H116ZM188 91H190L191 92V90H188ZM201 91V90H200ZM244 91V90H243ZM254 91V90H253ZM263 91V90H262ZM112 92V91H111ZM193 92V91H192ZM197 92V91H196ZM199 92V91H198ZM197 92V93H198ZM205 92V91H204ZM204 92H200V94L201 93H204ZM232 92V91H231ZM236 91H234V93H235ZM237 92H241V91H237ZM237 92H236V94H237ZM51 93V92H50ZM55 93V92H54ZM61 93V92H60ZM91 93V92H90ZM250 93V92H249ZM254 93H255V91H254ZM263 93V92H262ZM43 95L45 94V93H42ZM52 94V93H51ZM88 94V93H87ZM96 94V93H95ZM102 94V93H101ZM106 94H109L108 93V91H107V93ZM181 94V95H180ZM199 94V93H198ZM239 94V93H238ZM242 94V93H241ZM240 94V95H241ZM261 94V93H260ZM259 94V95H260ZM46 95V94H45ZM61 95V94H60ZM184 95H185V93H184ZM229 95V94H228ZM239 95V96H240ZM254 95V94H253ZM258 95V94H257ZM93 96V95H92ZM95 96H97V95H95ZM113 96V95H112ZM194 96H195V94H194ZM197 96V95H196ZM210 96V95H209ZM215 96V95H214ZM217 96H218V94H217ZM238 96V99L240 98ZM242 96V95H241ZM250 96V95H249ZM248 96V97H249ZM87 97V96H86ZM90 97V96H89ZM104 97V96H103ZM108 97V96H107ZM190 97V96H189ZM192 97H193V94H192ZM203 97V96H202ZM202 97H201V99H202ZM206 97H207V95H206ZM243 97V96H242ZM260 97V96H259ZM47 98V97H46ZM111 98V99H112ZM183 98V97H182ZM186 98H188V97H186ZM252 98H254L253 96H252ZM251 98V99H252ZM256 98V97H255ZM255 98L254 99H252V100H255ZM260 98H262V97H260ZM52 99V98H51ZM55 99V98H54ZM57 99H59V97L57 98ZM85 99V98H84ZM86 99H88V98H86ZM85 99V100H86ZM90 99V98H89ZM103 99V98H102ZM109 99V98H108ZM204 99V98H203ZM217 99V98H216ZM228 99V98H227ZM230 99V98H229ZM246 99V98H245ZM250 99V100H251ZM84 100V102L86 103V101ZM110 100V99H109ZM178 100H181V98L180 99H178ZM195 100V99H194ZM233 100V99H232ZM251 100V101H252ZM260 100V99H259ZM262 101H264V99H261ZM52 101V100H51ZM82 101V100H81ZM99 101V100H98ZM197 101V100H196ZM199 101H200V99H199ZM203 101V100H202ZM209 101H210V99H209ZM213 101H214V99H213ZM227 101V100H226ZM250 101V103H252ZM262 101H260V103L262 102ZM100 102H101V104H102V101L100 100ZM109 102V101H108ZM179 102V101H178ZM182 102V101H181ZM189 102H191V101H188V103ZM194 102V101H193ZM192 102V103H193ZM206 102H207V99H206ZM211 102V101H210ZM228 102V101H227ZM231 102V101H230ZM234 102V101H233ZM237 102V101H236ZM82 103H83V101H82ZM85 103H83L84 105H85ZM105 103H107L106 101H105ZM104 103V104H105ZM111 103V102H110ZM180 103V102H179ZM184 103L185 102H182V104L184 105ZM215 103V102H214ZM219 103V102H218ZM249 103V104H250ZM255 103H257V102H255ZM82 104V105H83ZM90 105L91 104H93V103H89ZM98 104H100V103H98ZM97 104V105H98ZM190 104V103H189ZM195 104V103H194ZM193 104V105H194ZM207 104H209V103H207ZM211 104H213V103H211ZM210 104V105H211ZM237 104V103H236ZM246 104V103H245ZM264 104V103H263ZM262 104V105H263ZM81 105V106H82ZM82 106V107H85L86 108V106L87 105H85V106ZM182 105V106H183ZM193 105L191 106V107H193ZM196 105V104H195ZM210 105L208 106V107H210ZM238 105V104H237ZM257 105H259V106H261L260 104H259V101H258V104ZM257 105H255V106H257ZM103 106V105H102ZM213 106V105H212ZM211 106V107H212ZM220 106V105H219ZM229 106V105H228ZM228 106H226L225 107V105L224 106H222V107H225V108H228ZM250 106H254V105H251L250 104ZM249 106V107H250ZM95 107V106H94ZM184 107V106H183ZM197 106H195L194 107V109L196 108ZM206 107V106H205ZM204 107V108H205ZM218 107V106H217ZM235 107H236V105H235ZM85 108H82V110L83 109H85ZM91 108V107H90ZM98 108H99V106H98ZM97 108V109H98ZM103 108V107H102ZM106 108V107H105ZM104 108V111L105 110H107V109H105ZM182 108V107H181ZM185 108V107H184ZM203 108V109H204ZM207 108V107H206ZM216 108V107H215ZM257 108V107H256ZM260 108V107H259ZM78 109H80V108H78ZM77 109V110H78ZM92 109V108H91ZM112 109V108H111ZM180 109V108H179ZM186 109H188V107L186 108ZM201 109V108H200ZM212 109V108H211ZM81 110V109H80ZM93 110H95V109H93ZM109 110H110V108H109ZM181 110V109H180ZM180 110H179V112H180ZM189 110H190V108H189ZM188 110V111H189ZM206 110V109H205ZM205 110H203V111H205ZM222 111H223V109H221ZM229 110V109H228ZM228 110H226V111H224V112H226V114H227V111ZM253 110V109H252ZM255 110V109H254ZM258 110V109H257ZM87 111V110H86ZM101 111H103V110H101ZM104 111H103V113H104ZM178 111V110H177ZM182 111V110H181ZM194 111H197V110H194ZM201 111V110H200ZM199 111V112H200ZM79 113H81L80 111H78ZM89 113H91V111L89 110L88 111ZM88 112H86V114H88ZM186 112H187V110H186ZM192 112H193V110H192ZM213 112H214V109H213ZM217 112V111H216ZM234 112V111H233ZM97 113H101L102 114V112H97ZM106 113V112H105ZM111 113V112H110ZM182 113H184V112H182ZM197 113V112H196ZM204 113H206V111L204 112ZM215 113V112H214ZM213 113V114H214ZM231 113V112H230ZM256 113V112H255ZM259 113V112H258ZM83 115H84V111H83V113H82ZM86 114H85V117H86ZM92 114H94V116H95V114L96 113H94V111H93V113ZM108 114V113H107ZM177 114H178V116H180L179 114L180 113H178L177 112ZM212 114V113H211ZM210 114V115H211ZM217 114V113H216ZM229 114V113H228ZM262 114V113H261ZM79 115V114H78ZM81 115V114H80ZM80 115H79V119H81V117H80ZM91 115V114H90ZM90 115H87V116H90ZM201 115V114H200ZM215 115V114H214ZM223 115H225V114H223ZM236 115V114H235ZM235 115H233V117L235 116ZM240 115V114H239ZM178 116H177V118H178ZM182 116V115H181ZM216 116V115H215ZM220 116H221V114H220ZM237 116V115H236ZM235 116V117H236ZM252 116V115H251ZM84 117V119H86ZM91 117V116H90ZM90 117H88V119H90L91 120V118ZM96 117V116H95ZM186 117H187V115H186ZM186 117H185V121H186ZM206 117H208L207 115H205V118ZM218 117V116H217ZM92 118H94V117H92ZM107 118H110V117H108L107 116ZM171 120H170V119ZM176 118V117H175ZM174 118V119H175ZM188 118V117H187ZM189 118H190V115H189ZM188 118V119H189ZM200 118H204V117H202V116H200ZM212 118H213V115H212ZM222 118V117H221ZM227 118V117H226ZM78 119V118H77ZM79 119L77 120V121H79ZM82 119H83V117H82ZM110 119H112V118H110ZM109 119V120H110ZM169 119V120H168ZM179 119H181V118H179ZM90 120H89V122H90ZM97 120H98V118H97ZM105 120H106V118H105ZM178 120V119H177ZM200 120V119H199ZM199 120H196V121H199ZM208 120V118L206 119V121ZM233 120V119H232ZM235 120V119H234ZM233 120V121H234ZM237 120H239L238 118H237ZM47 121V120H46ZM107 121V120H106ZM106 121H105V123H106ZM220 121V120H219ZM43 122V121H42ZM55 122V121H54ZM53 122V123H54ZM81 122V120L78 122V123H80ZM93 122V120L91 121V123ZM97 122V121H96ZM100 122H101V120H100ZM109 122V121H108ZM113 122V123H114ZM168 122V123H167ZM183 122H184V119H183ZM189 122H190V119H189ZM192 122H193V120H192ZM191 122V123H192ZM213 121H211V123H212ZM39 122H37L36 124L37 125H39L38 124ZM51 123V122H50ZM93 123H95V122H93ZM102 123H103V121H102ZM112 123V122H111ZM179 123H180V121H179ZM188 123V122H187ZM200 123V122H199ZM209 123V122H208ZM207 122H205V124H208ZM256 123H257V121H256ZM41 124V123H40ZM46 124L48 125V122H46ZM55 124V123H54ZM172 124V123H171ZM170 124V125H171ZM181 124V123H180ZM183 124V123H182ZM181 124V125H182ZM204 124V125H205ZM213 124V123H212ZM218 125H220L219 124V122L217 123ZM59 125H63L62 124V122H61V124H59ZM75 125H76V122H75ZM78 125V124H77ZM91 125V124H90ZM94 125V124H93ZM180 125V126H181ZM187 125V124H186ZM183 126V127H188V125L187 126ZM192 125V124H191ZM198 126V122L197 123H195L194 124V126L192 125V127L193 128H195V126ZM201 125V124H200ZM199 125V126H200ZM203 125V126H204ZM221 125H223V124H221ZM225 125H227V124H225ZM240 125V124H239ZM256 125V124H255ZM40 126V125H39ZM39 126H38V128H39ZM44 126V125H43ZM46 126V125H45ZM44 126V127H45ZM51 126H53V125H50V127ZM67 126V125H66ZM100 126V125H99ZM116 126V125H115ZM129 126V125H128ZM134 127V128H136L137 129V131L138 132H140L141 130H138L139 128L138 127ZM173 126V125H172ZM209 126V125H208ZM210 126H211V124H210ZM229 126V125H228ZM48 127V126H47ZM55 127V126H54ZM59 127V126H58ZM64 127V126H63ZM72 127V126H71ZM102 127V126H101ZM119 127V128H120ZM122 127H124V132H125V126L123 125ZM121 127V128H122ZM131 127L132 126H130V129H131ZM171 127V126H170ZM175 127H176V125H175ZM189 127H191L190 125H189ZM226 128V126H223V128ZM115 128V127H114ZM116 128H118V127H116ZM145 128V129H144ZM147 128V129H146ZM165 128V130L166 129H168V128H166V126L164 127ZM163 128V129H164ZM202 128H204V127H202ZM202 128H201V131H202ZM236 128V127H235ZM45 129V128H44ZM43 129V130H44ZM48 128H46V130H47ZM59 129V128H58ZM61 129V128H60ZM111 129H112V127H111ZM136 129L134 130V132H136ZM152 129V130H153ZM171 129V128H170ZM186 129H188V128H186ZM198 129H200V127L199 128H197V130ZM229 129V128H228ZM62 130V129H61ZM105 130V129H104ZM127 131H128V129H126ZM180 130V129H179ZM178 129L176 130L175 129V131H176V133L178 134V132L177 131H179ZM190 130V129H189ZM189 130H187L188 132H189ZM196 130V131H197ZM204 130V129H203ZM221 130V129H220ZM225 130V129H224ZM255 130V129H254ZM40 131V130H39ZM57 131V130H56ZM56 131H55V134H56ZM65 131H67V130H65ZM107 131V130H106ZM116 131H118V129H116ZM120 131H121V133H122V130L120 129ZM150 131V130H149ZM157 131V132H158ZM164 130H162V132H163ZM173 131V130H172ZM171 130L170 131H165V133L163 132L162 133V136H163V134H166V135H168L166 132H169V134H170V132L171 133H173ZM191 131V130H190ZM192 131H193V129H192ZM191 131V132H192ZM200 131V130H199ZM229 131V130H228ZM110 132H112L111 130H110ZM115 132V131H114ZM153 132V131H152ZM154 132H155V130H154ZM204 132H206V130L204 131ZM203 132V133H204ZM209 132V131H208ZM47 133V132H46ZM62 133H65V132H62ZM67 133V132H66ZM93 133V132H92ZM104 133V132H103ZM137 133V132H136ZM142 135H144L146 132H144V131H142ZM150 133V139H151V135H153V134H151V132H149ZM198 133V132H197ZM201 133V132H200ZM207 133V132H206ZM214 133V132H213ZM218 133V132H217ZM249 133V132H248ZM58 134H60V133H58ZM125 134H128L129 135V133H125ZM138 134V133H137ZM136 134V135H137ZM155 134H157V133H155ZM176 134V135H177ZM179 134H180V131H179ZM185 134V133H184ZM183 134V135H184ZM196 134V133H195ZM205 134V133H204ZM208 134V133H207ZM223 134V133H222ZM244 134V133H243ZM127 135V136H128ZM139 135H140V137H139ZM139 135H137L138 137L137 138H139V139H142V135H141V132H140V134ZM147 135H148V133H147ZM158 135V134H157ZM156 135V136H157ZM192 135V134H191ZM246 135V134H245ZM107 136V135H106ZM115 136H117L118 137V135H115ZM119 136H121V135H119ZM162 136H160L159 135V137L157 136L156 138H155V135H153L152 137H154L155 139H158L159 138V141H160V138L161 139H163V141H164V136L162 137ZM173 136V135H172ZM187 136V135H186ZM190 136V135H189ZM207 136H209V138H210V134H208ZM243 136V135H242ZM63 137V136H62ZM61 137V138H62ZM108 137V136H107ZM113 137V136H112ZM112 137L110 138V141H111V139H112ZM122 137V136H121ZM124 137V136H123ZM148 137H147V139H148ZM167 137V136H166ZM165 137V138H166ZM180 137H181V135H180ZM180 137H178V138H180ZM199 137V136H198ZM102 138V137H101ZM131 138V137H130ZM144 138H145V136H144ZM143 138V140H145ZM154 138H153V140H154ZM170 138H171V136H170ZM175 138V137H174ZM177 138V137H176ZM192 138H194L193 136H192ZM200 138H202V137H200ZM205 138H207V137H205ZM204 138V139H205ZM208 138V139H209ZM97 139V138H96ZM107 139V138H106ZM123 139V138H122ZM126 139V138H125ZM167 140H165L166 141V143H167V141H168V138H166ZM183 139V138H182ZM181 139V140H182ZM195 139H196V137H195ZM199 139V138H198ZM222 139H223V137H222ZM109 140V139H108ZM107 140V141H108ZM120 140V139H119ZM128 141H129V139H127ZM126 140V141H127ZM132 140V139H131ZM135 140H136V138H135ZM134 139H133V141H135ZM149 140V139H148ZM148 140L146 141V145H149L147 142H148ZM177 141L179 140V139H176ZM184 140V139H183ZM185 140H186V138H185ZM193 140V139H192ZM200 140V139H199ZM212 140V139H211ZM221 140V139H220ZM255 140H257V139H255ZM259 140V139H258ZM96 141V140H95ZM106 141V142H107ZM109 141V142H110ZM113 141H114V138H113ZM116 141V140H115ZM138 141V140H137ZM140 141H142V140H140ZM156 141V140H155ZM176 141V142H177ZM188 141H189V139H188ZM195 141V140H194ZM201 141V140H200ZM200 141H198V142H200ZM205 141H206V139H205ZM224 141V140H223ZM230 141H232V140H230ZM244 141V140H243ZM260 141V140H259ZM89 142H90V147H91V145H92V141H91V139H89ZM144 142V141H143ZM161 143H158V141H157V144H161L160 146H161V151L163 150V149H166V145L164 146V144H162V140L160 141ZM169 142H171L170 140H169ZM173 142V141H172ZM175 142V141H174ZM175 142V143H176ZM180 142V141H179ZM184 142H186V141H184ZM193 142V141H192ZM191 142V143H192ZM196 142V141H195ZM197 142V143H198ZM218 142H219V140H218ZM253 142H254V140H253ZM261 142V141H260ZM117 143V142H116ZM115 143V144H116ZM120 143H122V142H120ZM124 143V142H123ZM132 143V142H131ZM139 143H141V142H139ZM154 143H156V142H154ZM165 143V144H166ZM175 143H173V145L175 144ZM178 143V142H177ZM176 143V144H177ZM202 143H204V142H202ZM208 143V142H207ZM220 143V142H219ZM256 143V142H255ZM255 143H253V145L255 144ZM99 145H100V143H98ZM110 144V143H109ZM138 144V143H137ZM144 144V145H145ZM181 144H185V143H182V141H181ZM181 144H180V147H181ZM193 144H194V142H193ZM222 144H226V142L225 143H222ZM240 144V143H239ZM88 145V146H89ZM98 145V146H99ZM119 145V142H118V144H117V146ZM123 144H120V146H122ZM124 145H125V143H124ZM123 145V146H124ZM135 145V144H134ZM142 145V144H141ZM154 145H156V144H154ZM159 145H156V147L158 146L159 148H160V146ZM162 145H163V147H162ZM167 145H170V146H172L171 148H173V145H171L170 143L168 144L167 143ZM179 145V144H178ZM177 145V146H178ZM190 145H192V144H190ZM214 145H216L217 146V144H214ZM220 145V144H219ZM257 145V144H256ZM259 145V144H258ZM257 145V146H258ZM105 146V145H104ZM112 146V145H111ZM120 147V149L122 148V150L123 149H126V148H124V147ZM129 147H130V145H128ZM127 146V147H128ZM136 146V145H135ZM152 146V145H151ZM176 146V145H175ZM184 146H186V145H184ZM193 146V145H192ZM200 146V145H199ZM202 146V145H201ZM208 146V145H207ZM211 146V145H210ZM210 146H208V148L207 149H210V148H212V146L210 147ZM240 146V145H239ZM145 147V146H144ZM147 147V146H146ZM145 147V148H146ZM157 147V149L158 150H160L159 148ZM165 147V148H164ZM169 147V146H168ZM187 147H188V145H187ZM197 147V146H196ZM203 147H205V146H203ZM210 147V148H209ZM221 147H223L224 148V145L223 146H221ZM225 147H227V146H225ZM235 147V146H234ZM237 147V146H236ZM241 147H242V145H241ZM237 148V149H242V148ZM255 146H253V148H254ZM112 148H114L113 146H112ZM116 148H119V146L118 147H116ZM135 148V147H134ZM133 148V149H134ZM138 148V147H137ZM136 148V149H137ZM142 147H140V149H141ZM151 149H152V147H150ZM154 148V147H153ZM191 148V147H190ZM190 148H188V149H190ZM194 148H195V146H194ZM194 148H191V149H194ZM214 148H216V147H214ZM213 148V149H214ZM102 149H104L103 147H102ZM148 149V148H147ZM175 149V148H174ZM173 149V150H174ZM182 149V148H181ZM191 149L189 150V151H191ZM198 148H196V149H194V150H197ZM202 149V148H201ZM178 150H180V148H178ZM204 150V149H203ZM206 150V149H205ZM243 150V149H242ZM244 150H245V147H244ZM259 150V149H258ZM96 151V150H95ZM109 151V150H108ZM115 151V150H114ZM124 151V150H123ZM123 151H122V153H123ZM137 151V150H136ZM135 151V152H136ZM144 151V150H143ZM149 151H150V149H149ZM155 151V150H154ZM163 151H165V150H163ZM175 151H176V149H175ZM186 151V150H185ZM184 151V152H185ZM188 151V152H189ZM207 151V150H206ZM213 151V150H212ZM227 152H228V150H226ZM235 151V150H234ZM98 152V151H97ZM119 153V155H121L122 153H120L121 151L119 150L118 151ZM140 152V151H139ZM153 152V151H152ZM156 152V151H155ZM168 152V151H167ZM167 152H165L164 154L166 155V156H168V158H169V156H170V153H168V155H167ZM179 152H181V151H179ZM183 152V153H184ZM187 151H186V153H188ZM193 152V151H192ZM191 152V153H192ZM197 151H195V153H196ZM198 152L200 153V151L198 150ZM202 152V151H201ZM205 152V151H204ZM214 152V151H213ZM219 152V151H218ZM224 152V151H223ZM247 152V151H246ZM89 153V152H88ZM99 153H102L101 151L99 152ZM106 153H108V152H106ZM172 153L173 152H171V155H172ZM178 153V152H177ZM195 153H193V156H195V157H197V163H199L198 162V158L200 157V155L199 156H197L198 154H195ZM206 153V152H205ZM221 153H222V150H221ZM230 152H228L227 154H229ZM98 154V153H97ZM118 154H115L116 156L118 155ZM124 154H125V151H124ZM124 154L122 155V156H124ZM130 154V153H129ZM131 154H133V153H131ZM137 153H135L134 155H136ZM159 153L157 152V154H155V155H158ZM180 154V153H179ZM218 154V153H217ZM216 154V155H217ZM231 154V153H230ZM99 155V154H98ZM114 155V156H115ZM119 155L117 156V157H119ZM127 156H128V154H126ZM140 155V154H139ZM138 155V156H139ZM142 155V154H141ZM145 155V154H144ZM149 155H151V157H152V155L153 154H151V153H149ZM175 155H177V154H175ZM181 155V154H180ZM180 155H179V157H180ZM184 155H186V154H183V156ZM190 154L188 153V156H189ZM201 155H203V157H204V154H201ZM257 155V154H256ZM62 156V155H61ZM88 156V155H87ZM92 156V155H91ZM103 156H105V155H103ZM102 156V157H103ZM111 156V155H110ZM113 156V155H112ZM115 156V157H116ZM130 156H133V155H130ZM130 156H128V157H130ZM137 156V155H136ZM154 156V155H153ZM164 156V155H163ZM162 156V157H163ZM173 156V155H172ZM171 156V157H172ZM214 156V155H213ZM212 156V157H213ZM227 156V155H226ZM141 156H139L138 158H140ZM150 157V156H149ZM150 157V158H151ZM174 157V156H173ZM176 157V156H175ZM178 157V158H179ZM185 157H187V156H185ZM184 157V158H185ZM190 157V156H189ZM208 157V156H207ZM207 157L205 158L206 160H208L207 159ZM217 157H220V156H217ZM222 157V159H224L223 157L224 156H221ZM220 157V158H221ZM90 157H88L87 159H89ZM113 158V157H112ZM137 158V159H138ZM143 158V157H142ZM144 158H146V157H144ZM155 158L157 159H159V157H156L155 156ZM154 158V159H155ZM161 158V157H160ZM183 158V157H182ZM194 158V157H193ZM201 158V157H200ZM199 158V159H200ZM214 158H216V156H214ZM225 158H227V157H225ZM230 158V157H229ZM114 159V158H113ZM113 159H111V160H113ZM136 159V160H137ZM141 159V158H140ZM153 159V160H154ZM171 159H173V158H171ZM179 159H181V157L179 158ZM202 159V158H201ZM200 159V160H201ZM204 159V158H203ZM202 159V160H203ZM210 159H212V158H210ZM219 159V158H218ZM221 159V160H222ZM254 159V158H253ZM99 160V159H98ZM126 160V159H125ZM139 160V159H138ZM138 160H137V163H139L138 162ZM145 159H143V161H144ZM147 160H148V158H147ZM144 161V162H146V163H148V161ZM159 160H161V159H159ZM158 160V163L160 162L161 163V161L163 160H161V161H159ZM166 160V159H165ZM187 160H188V157H187ZM186 159H185V161H187ZM193 160V159H192ZM202 160L200 161V162H202ZM216 160V159H215ZM214 160V161H215ZM229 160V159H228ZM232 160H234V159H232ZM232 160H230V163H231V161ZM62 161V160H61ZM100 161V160H99ZM104 161V160H103ZM128 161V160H127ZM142 161V162H143ZM175 161H177V163L179 162L178 160H175ZM184 161V162H185ZM189 161H191V160H189ZM196 161V160H195ZM210 161V160H209ZM208 161V162H209ZM212 161V160H211ZM210 161V162H211ZM263 161V160H262ZM53 162V161H52ZM56 162H58V160L56 161ZM102 162V161H101ZM121 162H122V166H125L124 165V161H123V159L121 160ZM128 162H130V160L128 161ZM127 162V163H128ZM155 162H156V160H155ZM155 162H153V163H155ZM163 162V161H162ZM182 162V161H181ZM180 162V163H181ZM192 162V161H191ZM190 162V163H191ZM203 162H204V160H203ZM207 162V161H206ZM213 162V161H212ZM211 162V163H212ZM221 163H222V161H220ZM227 162H229V161H227ZM226 162V163H227ZM234 162V161H233ZM247 162V161H246ZM259 162V161H258ZM55 163V162H54ZM104 163V162H103ZM118 163H120V161L118 162ZM118 163H116V164H118ZM131 163V162H130ZM135 163H136V161H135ZM145 163V164H146ZM153 163H150V165L152 164L153 165ZM179 163V164H180ZM194 164H195V162H193ZM192 163V164H193ZM205 163V162H204ZM214 163V162H213ZM234 163H236V162H234ZM256 163V162H255ZM49 164H50V162H49ZM49 164H47V165H49ZM58 164V163H57ZM59 164H60V161H59ZM89 164V163H88ZM106 164V163H105ZM141 164L142 163H140V166H141ZM156 164V163H155ZM155 164H154V166H155ZM165 164V163H164ZM175 164H176V162H175ZM182 164V163H181ZM108 165V164H107ZM131 165V164H130ZM139 165V164H138ZM147 165V164H146ZM151 165V166H152ZM160 165V167H161V165L162 164H159ZM188 165V164H187ZM186 165V166H187ZM191 165V164H190ZM209 165V164H208ZM227 165V164H226ZM225 165V166H226ZM263 165H264V163H263ZM263 165H262V167H263ZM42 166V165H41ZM52 166V165H51ZM117 166V165H116ZM129 166V165H128ZM134 166V165H133ZM140 166H138V168L140 167ZM150 166V167H151ZM153 166V167H154ZM157 167H158V164L156 165ZM163 166V165H162ZM165 166V165H164ZM181 166V165H180ZM179 166V167H180ZM199 166V165H198ZM198 166H197V168H198ZM230 166H232V165H230ZM230 166H229V168H230ZM233 166H234V164H233ZM48 167V166H47ZM47 167L46 168H43V169H47ZM59 167H61V165L59 166ZM82 167V166H81ZM84 167V166H83ZM105 167V166H104ZM103 167V170H101L102 171V173H103V171H104V169H106V167L104 168ZM136 167V166H135ZM142 167V166H141ZM144 167H145V169H146V166L144 165ZM149 167V166H148ZM147 167V169H150V168H148ZM166 167H168L167 165H166ZM170 167V166H169ZM183 167H185V166H183L182 165V168ZM189 167V166H188ZM203 167V166H202ZM212 167H214V164L212 165ZM216 167V166H215ZM214 167V168H215ZM219 167V166H218ZM52 168H53V166H52ZM56 168H57V166H56ZM93 168V167H92ZM92 168H89V167H87V169L88 170H90V169H92ZM100 168V167H99ZM125 168V167H124ZM129 167H127V169H128ZM132 168V167H131ZM162 168V167H161ZM190 168V170H191V166L189 167ZM193 168H195V167H193ZM204 168V167H203ZM214 168H212V170H214ZM228 168V169H229ZM232 168H234V167H232ZM241 168V167H240ZM83 169H85V168H83ZM126 169V168H125ZM144 169V168H143ZM146 169V170H147ZM156 169V168H155ZM160 169V168H159ZM200 169H201V167H200ZM209 169H211L210 168V166H209ZM79 170V169H78ZM92 170H94V169H92ZM98 170V169H97ZM120 170V169H119ZM123 170V169H122ZM129 171H130V169H128ZM136 170H137V168H136ZM135 170V171H136ZM139 170H141L140 168L138 169V172H136V174H140L139 173ZM162 170H164V169H162ZM166 170V169H165ZM165 170H164V175H165ZM170 169H168V171H169ZM189 170V169H188ZM195 170V169H194ZM196 170H198V169H196ZM215 170H218V171H220L219 169H217V168H215ZM222 170V169H221ZM43 171V170H42ZM41 171V172H42ZM50 172L49 171V169H47V170H45V172ZM74 171V170H73ZM85 171H86V169H85ZM91 171V170H90ZM132 171V170H131ZM141 171H143V170H141ZM149 171V170H148ZM157 171H159L158 170V168H157ZM176 171V170H175ZM186 171V170H185ZM184 171V173L185 174H187L186 172ZM192 171V170H191ZM190 171V172H191ZM223 172H225L226 171V169H225V171L224 170H222ZM234 171V170H233ZM45 172H43V173H45ZM45 173V175L46 174H49V173ZM83 172V171H82ZM87 172V171H86ZM95 172V171H94ZM152 172H153V169H152ZM152 172H150V173H152ZM166 172H167V170H166ZM169 172H171V171H169ZM174 172V171H173ZM172 172V173H173ZM190 172L188 173V174H190ZM196 172V174H197V171H195ZM227 172H228V170H227ZM51 173V172H50ZM89 173V172H88ZM87 173V174H88ZM101 173V174H102ZM112 173V172H111ZM119 173V172H118ZM126 173H128V172H126ZM133 173V172H132ZM143 173V172H142ZM141 173V174H142ZM150 173H149V175H150ZM154 173V172H153ZM153 173H152V175H153ZM209 173H211V170H210V172ZM219 173H221V172H219ZM67 175H69L68 173H66ZM86 174V175H87ZM92 174V173H91ZM144 174H147V173H145V171H144ZM144 174H142V175H144ZM157 174H161V172L160 173H156L155 175H156V178H159V181L162 179V178H160V177H158L157 176ZM208 174V173H207ZM216 174H217V172H216ZM223 176H221V177H224V174L223 173H221ZM221 174H219L218 176H220ZM232 174H233V172H232ZM61 177L62 176H64L63 175V173H62V175L61 174H59ZM58 175V176H59ZM108 175H111V174H108ZM126 175H129V173L128 174H126ZM133 175V174H132ZM155 175H154V177H155ZM175 175V174H174ZM179 175V174H178ZM211 175V174H210ZM70 176V175H69ZM71 176H72V174H71ZM83 175L81 174V177H82ZM90 176V175H89ZM95 176V175H94ZM98 176V175H97ZM119 176V175H118ZM122 176V175H121ZM131 176V175H130ZM128 177V178H131L132 180L133 179H135V178H132V176L131 177ZM145 176V175H144ZM143 176V177H144ZM147 176V175H146ZM146 176L144 177V180H145V178H146ZM160 176V175H159ZM169 176V175H168ZM167 176V177H168ZM187 176V175H186ZM185 176V177H186ZM191 176V175H190ZM192 176H193V173H192ZM197 176V175H196ZM212 176V175H211ZM210 176V177H211ZM226 176H227V174H226ZM44 177V176H43ZM49 177V176H48ZM65 177V176H64ZM64 177H63V179H64ZM68 177V176H67ZM66 177V178H67ZM81 177H79V179L81 178ZM84 177V176H83ZM92 177V176H91ZM116 177H117V175H116ZM120 177V176H119ZM126 177V176H125ZM148 177V176H147ZM151 177V176H150ZM153 177V178H154ZM165 177V176H164ZM167 177H166V179H167ZM229 177H231V176H229ZM234 177H235V173H234ZM54 177H52V179H53ZM60 177H58V179H59ZM65 178V179H66ZM69 178V177H68ZM73 178V177H72ZM76 178V177H75ZM93 178V177H92ZM121 178H123V177H120V179ZM149 178V177H148ZM155 178V179H156ZM169 178V177H168ZM233 178V177H232ZM232 178H230V179H232ZM46 179V178H45ZM44 179V180H45ZM63 179H60V182L63 180ZM78 179V180H79ZM89 179H90V177H89ZM89 179H88V181H86L87 182V184H88V182H90L89 181ZM170 179H171V177H170ZM177 179L178 178H176V182H177V184L179 183V180L177 181ZM197 179H202L203 180V178H200V177H198ZM213 179V178H212ZM224 179H225V177H224ZM230 179H228L229 181H231ZM235 179V178H234ZM233 179V181H235ZM245 179V178H244ZM54 180H56V182H59V181H57V178H55ZM67 180V179H66ZM66 180H64L65 182H66ZM73 180V179H72ZM82 180H84V179H82ZM91 180V179H90ZM119 180V179H118ZM126 180H128V179H126ZM125 180V181H126ZM139 181H141V178L140 179H138ZM137 180V181H138ZM143 179H142V181H141V183L144 181ZM158 180V179H157ZM164 180H165V178H164ZM181 180V179H180ZM189 180V179H188ZM209 180H211V179H209ZM214 180V179H213ZM216 180V179H215ZM246 180V179H245ZM49 181V180H48ZM68 181V180H67ZM94 181H95V179H94ZM104 181V180H103ZM114 181H115V179H114ZM121 181V180H120ZM130 181V180H129ZM134 181V180H133ZM136 180L133 182V183H135V182H137ZM170 181V180H169ZM175 181V180H174ZM197 181V180H196ZM204 181V180H203ZM222 182H223V179L221 180ZM232 181V182H233ZM45 182V181H44ZM118 182V181H117ZM123 182H124V180H123ZM127 182V181H126ZM125 182V183H126ZM132 182V181H131ZM144 182H146V180L144 181ZM148 182V181H147ZM149 182H150V180H149ZM148 182V184H151V183H153V180H152V182H150L149 183ZM161 182H164V181H161ZM171 182V181H170ZM190 182V181H189ZM211 183V185H212V181H210ZM91 183H93V181L91 182ZM90 183V184H91ZM102 183H104V182H102ZM132 183V184H133ZM139 183V182H138ZM160 183V182H159ZM165 183V182H164ZM167 183H168V181H167ZM166 183V184H167ZM197 183H198V181H197ZM200 183V182H199ZM205 183V182H204ZM203 183V184H204ZM82 184V183H81ZM89 184V185H90ZM94 184V183H93ZM106 184V183H105ZM110 184V183H109ZM112 184V183H111ZM130 184V183H129ZM145 184V183H144ZM147 184V185H148ZM161 184V183H160ZM163 184V183H162ZM165 184V185H166ZM171 183H169V185H170ZM176 184V185H177ZM221 184H223V183H221ZM63 185H64V183H63ZM68 185H69V183H68ZM70 185H71V183H70ZM78 185V184H77ZM123 185V184H122ZM121 185V186H122ZM125 185H128V184H125ZM153 185H154V183H153ZM165 185H163L164 187H166ZM172 186H173V184H171ZM171 185H170V187L169 188H171ZM224 185V184H223ZM233 186H236V185H234V184H232ZM72 186L74 187V184H72ZM76 186V185H75ZM94 186V185H93ZM107 186V185H106ZM110 186V185H109ZM130 186V185H129ZM138 186H140V184L138 185ZM138 186H137V188H138ZM143 186V185H142ZM159 186V185H158ZM161 186V185H160ZM215 186V185H214ZM232 186V187H233ZM63 187V186H62ZM70 187V186H69ZM81 187V186H80ZM79 187V188H80ZM127 187V186H126ZM126 187H125V189H126ZM133 187V186H132ZM132 187L130 186V188L132 189ZM145 187H146V185H145ZM155 187V186H154ZM163 187V189H165ZM176 187V189H177V187H178V189H181V188H179V184H178V186H174V188ZM244 187V186H243ZM250 187H252V186H250ZM72 188V187H71ZM92 188V187H91ZM120 188V187H119ZM122 188V187H121ZM136 188V187H135ZM140 188H141V186H140ZM160 188V187H159ZM192 188H194V187H192ZM192 188H190V190L192 189ZM196 188V187H195ZM199 189H201L200 188V186L198 187ZM212 188V187H211ZM216 188H217V185H216ZM224 190L226 189L227 190V188H224V187H222ZM235 188V187H234ZM262 188V187H261ZM83 189V188H82ZM82 189L80 190V191H82ZM87 188H85V190H86ZM92 189H94V188H92ZM128 190H129V187L127 188ZM130 189V190H131ZM173 189V188H172ZM177 189V190H178ZM203 190L205 189V187L204 188H202ZM208 189V188H207ZM230 189V188H229ZM76 190V189H75ZM79 190V189H78ZM98 190V189H97ZM111 190V189H110ZM109 190V192H108V190H107V192L110 194H105V197H107L106 195H109L108 197H109V200L107 201V200H104V203H108V206L109 207H115V206H118L119 204H120V202H122V204L124 203L123 201H125L129 196L127 195V198L125 199V198H122V196H119V195H122V192H121V189H115V190H113V191H110ZM129 190V192L131 193V191ZM139 190V189H138ZM144 190V189H143ZM149 190L151 191V193H152V190L149 188ZM155 190H157V189H155ZM160 190L162 191V186H161V188H160ZM169 190V192H170V189H168ZM176 190V191H177ZM182 190H183V188H182ZM188 190V189H187ZM194 190V189H193ZM196 190H197V188H196ZM213 190V189H212ZM225 190V191H226ZM242 190H243V188H242ZM72 191V190H71ZM84 191V190H83ZM118 191H120L121 193H119ZM122 191H124V190H122ZM140 191V190H139ZM150 191H149V193H150ZM164 191V193H165V190H163ZM184 191V190H183ZM199 191V190H198ZM205 191H207L206 189H205ZM215 191H217V190H214V192ZM230 191V190H229ZM232 191H233V189H232ZM231 191V192H232ZM235 191V190H234ZM98 192V191H97ZM105 193H106V191H104ZM127 192V191H126ZM126 192H124V196H126ZM134 191H132V193H133ZM138 192V191H137ZM136 192V190H135V193H137ZM178 192H181V190L179 191L178 190ZM188 192V194H189V191H187ZM208 192V191H207ZM251 192V191H250ZM78 193V192H77ZM101 193V192H100ZM126 193V194H125ZM129 193V194H130ZM139 193V192H138ZM142 193V192H141ZM144 193H146L145 192V190H144ZM150 193V194H151ZM162 193V195L164 196V194H163V192H161ZM161 193L159 194V195H161ZM182 193V192H181ZM184 193V192H183ZM182 193V194H183ZM202 193V192H201ZM216 193H218V192H215V194ZM224 193V192H223ZM149 194V195H150ZM155 192H154V198H155ZM174 194H175V192H174ZM180 194V193H179ZM185 194V193H184ZM76 195V194H75ZM92 195V194H91ZM94 195V194H93ZM103 195V194H102ZM139 195H142L141 197H143V193L142 194H139ZM148 194L147 195H145V196H149ZM151 195H153V194H151ZM150 195V196H151ZM197 195V194H196ZM199 195V194H198ZM223 195V194H222ZM231 195H232V193H231ZM248 195V194H247ZM251 195V194H250ZM72 196H73V194H72ZM78 196H79V194H78ZM82 196V195H81ZM80 196V197H81ZM88 196H89V194H88ZM96 196V195H95ZM94 196V197H95ZM144 196V197H145ZM162 196V197H163ZM168 196H170V194H168L167 195V197ZM187 196V195H186ZM188 196H190L191 197V195H188ZM233 196V195H232ZM243 196V195H242ZM245 196V195H244ZM243 196V197H244ZM90 197V196H89ZM97 197V196H96ZM95 197V198H96ZM113 197H115V199L113 198ZM133 197V195L130 197V198H132ZM140 197V196H139ZM161 197V196H160ZM161 197V198H162ZM173 197V196H172ZM221 197V196H220ZM226 197V196H225ZM227 197H229V196H227ZM91 198V197H90ZM89 198V199H90ZM146 198V197H145ZM147 198H149V197H147ZM146 198V199H147ZM177 198V197H176ZM187 198V197H186ZM189 198V197H188ZM192 199H193V197H191ZM214 198V197H213ZM216 198L218 199L217 201H219V200H221V199H219L217 196H216ZM229 198H231V197H229ZM246 198V197H245ZM88 199V200H89ZM94 199V198H93ZM125 199V200H124ZM133 199V198H132ZM139 199H142V198H139ZM146 199H143V201L144 200H146ZM164 199V198H163ZM167 198H165L164 200H166ZM172 199V198H171ZM170 199V200H171ZM174 199H175V197H174ZM228 199V198H227ZM232 199V198H231ZM230 199V200H231ZM235 199H237V198H235ZM239 199V198H238ZM237 199V200H238ZM262 199H263V197H262ZM123 200V201H122ZM148 200V199H147ZM150 200V199H149ZM161 200V199H160ZM167 200H169V199H167ZM176 200V199H175ZM180 200V199H179ZM229 200V199H228ZM240 200V199H239ZM242 200V199H241ZM244 200V199H243ZM133 202H134V200H132ZM142 201V200H141ZM163 201V200H162ZM172 201H174L173 199H172ZM221 201H223V200H221ZM221 201H220V203H221ZM226 201V200H225ZM26 201L24 200V203H25ZM132 202V203H133ZM171 202V201H170ZM181 202V201H180ZM183 202V201H182ZM189 202V201H188ZM206 202V201H205ZM27 203V202H26ZM25 203V205H28V204H26ZM119 203V204H118ZM132 203H130V201H129V204L131 205ZM140 203V202H139ZM153 203H155V202H153ZM162 203V202H161ZM161 203H159V205L161 204ZM173 203V202H172ZM175 203V202H174ZM179 203V202H178ZM218 203V202H217ZM219 203V204H220ZM231 203V202H230ZM118 204V205H117ZM136 204V202L134 203V205ZM147 204H148V202H147ZM151 204V203H150ZM149 204V205H150ZM155 204H157V203H155ZM166 204V203H165ZM176 204V203H175ZM175 204L173 205V204H171V206L173 205V206H175ZM222 204V208H221V206H220V208L221 209H223L224 207H223V203H221ZM220 204V205H221ZM21 203H20V207H21ZM125 205H126V203H125ZM137 205V204H136ZM141 204H138V206H140ZM158 205V206H159ZM168 205H170V204H167V206ZM178 205V204H177ZM176 205V206H177ZM200 205V204H199ZM205 205V204H204ZM236 205V204H235ZM142 206V205H141ZM140 206V207H141ZM151 206V205H150ZM150 206H148V207H150ZM153 206V205H152ZM161 207H162V205H160ZM170 206V207H171ZM172 206V207H173ZM184 206V205H183ZM188 206V205H187ZM219 206V205H218ZM225 206V205H224ZM241 207H242V205H240ZM124 207V206H123ZM130 207V206H129ZM148 207H147V209H148ZM165 207V206H164ZM163 207V208H164ZM170 207H169V209H170ZM186 206H184L183 208H185ZM189 208H191L192 206L190 205V206H188ZM188 207H186V208H188ZM214 207V206H213ZM25 208H26V206H25ZM137 208H139V207H137ZM143 208H144V206H143ZM201 209L203 208V207H200ZM236 208V207H235ZM234 208V209H235ZM128 208H126V210H127ZM130 209V208H129ZM135 209V208H134ZM165 209V208H164ZM244 209V208H243ZM258 209V208H257ZM89 210V209H88ZM100 210H101V213H102V217H101V221H100V223H102L101 225H99V228L102 230V234L100 235V237L97 239V243H96V245L98 244V245H102V246H104V247H106L107 245H108V247H110V244L111 245H115L114 247H116V244L115 243H117V246L118 247H120V249H121V252H120V249H118V253H116V255H120L121 253H122V255H120V256H122V257H120V258H124V257H126V255H127V252H128V254H129V252H130V250L127 248V246L131 243V238L133 237V235L130 233L131 231H127L126 229H125V232L124 233H120V231H121V229H120V226L119 227H117V223H118V221H119V218L118 217H116V216H114V214H113V212H110L109 210H108V208H107V206H104V207H100ZM131 210H132V208H131ZM146 210V209H145ZM152 210L153 209H150V211L152 212ZM155 210V209H154ZM174 210V209H173ZM177 210V209H176ZM181 210H183V209H180V211ZM186 210H188V209H186ZM186 210H183V211H185L186 212ZM214 210V209H213ZM217 210V209H216ZM225 209H223V211H224ZM14 211V212H13ZM12 211V213L15 215V211H17V210H13ZM19 211V210H18ZM150 211H148V212H150ZM175 211V210H174ZM178 211V210H177ZM177 211H175V213L177 212ZM179 211V212H180ZM193 211V210H192ZM222 211V210H221ZM229 211V210H228ZM1 212V211H0ZM6 212H8V211H6ZM126 212V211H125ZM131 212V211H130ZM140 212V211H139ZM138 212V214L137 213H135V214H137V215H139L140 213ZM148 212H147V214H148ZM155 212V211H154ZM154 212H152L151 214H153ZM158 212V211H157ZM162 212H164V210L162 211ZM165 212L166 213H168V211H166L165 210ZM170 212H171V210H170ZM187 212H190V211H187ZM187 212H186V214H187ZM201 212V211H200ZM205 211H203V213H204ZM207 212V211H206ZM208 212H210V211H208ZM214 212V211H213ZM245 212V211H244ZM243 212V213H244ZM250 212V211H249ZM11 213V214H12ZM18 213V212H17ZM17 213H16V215H17ZM134 212L132 211V214H133ZM184 213V212H183ZM193 212H191V214H192ZM215 213V212H214ZM213 213V214H214ZM216 213H218V212H216ZM251 213V212H250ZM257 213H259V212H257ZM264 213V212H263ZM1 214H3V213H1ZM7 214V213H6ZM6 214H5V216H6ZM11 214H8V215H10V216H12ZM132 214H130V215H132ZM134 214V215H135ZM161 213L159 212V215H160ZM164 214V213H163ZM179 214V213H178ZM177 214V215H178ZM181 214H182V212H181ZM185 214V215H186ZM190 213H188V215H189ZM201 214H202V212H201ZM205 214V213H204ZM241 214V213H240ZM7 215V219L8 220H6V219H4V221L5 222H9L10 220H9V216ZM146 215V214H145ZM149 215H150V213H149ZM158 215V213H157V216H159ZM162 215V214H161ZM169 216H170V214H168ZM183 216L184 217V219L183 220H185V217L186 216ZM198 215V214H197ZM207 215H208V213H207ZM222 215H224L223 213H222ZM18 216H19V214L17 215V219H18ZM128 216L129 215H127V218H128ZM136 216V215H135ZM140 216H141V214H140ZM148 216V215H147ZM162 216H164V215H162ZM173 218H174V216L173 215H171ZM179 216V215H178ZM181 216V215H180ZM191 216V215H190ZM189 216V217H190ZM194 216V215H193ZM206 216V215H205ZM217 216H218V214L217 215H215V217H213V219H216L215 220V222L216 221H218L217 219L219 218H217ZM248 216V215H247ZM250 216V215H249ZM258 216V215H257ZM80 217V216H79ZM81 217H83V216H81ZM80 217V218H81ZM134 217V216H133ZM138 217V216H137ZM166 217V216H165ZM171 217V218H172ZM225 217V216H224ZM251 217V216H250ZM1 218L2 217H0V221H2L1 220ZM3 218H4V216H3ZM12 218V217H11ZM21 218V217H20ZM22 218H23V216H22ZM21 218V219H22ZM76 218H78V217H76ZM89 218V217H88ZM135 218V217H134ZM146 218V217H145ZM148 218H149V216H148ZM152 218H153V216H152ZM179 218V217H178ZM25 219V218H24ZM79 219V218H78ZM85 219V218H84ZM136 219V218H135ZM140 219V218H139ZM144 219V218H143ZM167 219V218H166ZM73 220V219H72ZM83 220V219H82ZM85 220H87V218L85 219ZM130 220V219H129ZM129 220H127L126 221V224H127V222L129 221ZM152 220V219H151ZM175 220H177V218H175ZM175 220L173 221V222H175ZM181 220V219H180ZM221 220V219H220ZM16 221V220H15ZM88 221H89V219H88ZM132 221V220H131ZM134 222H135V220H133ZM136 221H138L137 219H136ZM140 221H141V219H140ZM139 221V222H140ZM188 221V220H187ZM205 221V220H204ZM211 221V220H210ZM249 221V220H248ZM5 222H3L2 221V223H5ZM20 222V221H19ZM21 222H22V220H21ZM68 223H70L71 222V220H70V222L69 221H67ZM130 222V221H129ZM139 222H135L136 224L135 225H137V223H139ZM142 222H144V221H142ZM152 223H153V221H151ZM150 222V220H149V223H151ZM162 222L164 223V221L162 220ZM169 222V221H168ZM167 222V223H168ZM184 221H182V223H183ZM190 221H188L187 222V224L189 223ZM23 223V222H22ZM66 223V222H65ZM76 223V222H75ZM89 223V222H88ZM145 223V222H144ZM160 223H161V221H160ZM160 223H157V224H160ZM170 224H172V221H170L169 222ZM186 223V221L183 223V224H185ZM220 223V222H219ZM1 224V223H0ZM7 224H9V223H7ZM10 224L12 225V224H14L13 223V221L12 222H10ZM147 224V223H146ZM145 224V225H146ZM156 224V223H155ZM217 224H218V222H217ZM232 224V223H231ZM3 225H6V224H3ZM2 224H1V227L3 226ZM15 225V224H14ZM14 225H13V227H14ZM22 225V224H21ZM24 225V224H23ZM65 225V224H64ZM73 225H74V223H73ZM72 225V226H73ZM91 225V224H90ZM133 225V224H132ZM134 225V226H135ZM143 225V224H142ZM151 224H149V226H150ZM176 225V224H175ZM8 226V225H7ZM17 226H18V223H17ZM59 226V225H58ZM69 226H70V224H69ZM72 226H70V227H72ZM89 226V225H88ZM141 226V225H140ZM147 226V225H146ZM148 226V227H149ZM152 226V225H151ZM150 226V229L152 228ZM184 226H186V225H184ZM188 226H189V224H188ZM187 226V227H188ZM3 227H5L6 228V226H3ZM16 227V226H15ZM20 227V226H19ZM23 227V226H22ZM21 227V228H22ZM91 227V226H90ZM90 227H87V229L88 228H90ZM144 227V226H143ZM156 227H158V225L157 226H155V228ZM172 227H174V228H176L175 226H172ZM4 228V229H5ZM8 228V227H7ZM18 228V227H17ZM58 228V227H57ZM65 228V227H64ZM73 228H74V226H73ZM125 228H127L126 226H125ZM159 228V227H158ZM173 228V229H174ZM177 228L179 229V225H177ZM243 228V227H242ZM262 228V227H261ZM1 229H3V228H1ZM0 229V230H1ZM9 229V228H8ZM11 229V228H10ZM10 229L8 230V231H10ZM19 229V228H18ZM17 229V230H18ZM23 229V228H22ZM21 229V230H22ZM68 229H69V227H68ZM68 229H65V230H68ZM82 229V228H81ZM86 229V230H87ZM128 229V228H127ZM146 229V228H145ZM149 229V228H148ZM162 229L164 230V228H161L160 230L162 231ZM170 229V228H169ZM172 229V228H171ZM185 229H186V227H185ZM207 229V228H206ZM222 229V228H221ZM13 230H15V228L13 229ZM20 230V229H19ZM24 230V229H23ZM70 230H71V228H70ZM73 230V229H72ZM84 230V229H83ZM86 230H84V232L85 233H89L90 231H92V229H88L87 231ZM158 230V229H157ZM166 230V229H165ZM181 230H184V228L182 229L181 228ZM257 230V229H256ZM261 230V229H260ZM81 231V230H80ZM149 231V230H148ZM153 231H154V229H153ZM169 231V230H168ZM172 231V230H171ZM178 231V230H177ZM176 231V232H177ZM259 231V230H258ZM17 232V231H16ZM128 232L132 235H130V234H128ZM163 232V231H162ZM162 232H161V235H162ZM165 232V231H164ZM163 232V233H164ZM173 232H175L174 230L171 232V233H173ZM180 232H183V231H180ZM0 233L1 234H3L1 231H0ZM4 233H6V232H4ZM12 235H15L14 233H15V231H14V233H12V232H10ZM20 233V232H19ZM81 233V232H80ZM84 233V234H85ZM149 233V232H148ZM156 233V232H155ZM158 233H160V232H158ZM194 233V232H193ZM7 234V233H6ZM168 234V233H167ZM169 234H170V231H169ZM178 235H179V233H177ZM195 234V233H194ZM83 235V234H82ZM181 235V234H180ZM207 235V234H206ZM215 235V234H214ZM7 236H8V234H7ZM84 236V235H83ZM86 236V235H85ZM135 236V235H134ZM151 236H152V232H151ZM163 236L164 235H162V238H163ZM174 236V235H173ZM191 236V235H190ZM246 236V235H245ZM11 237L12 236H10L9 235V237L8 238H10L11 239ZM138 237V236H137ZM144 237H146V236H144ZM159 239L161 238V237H159V235L157 236ZM198 237V236H197ZM247 237H249L248 235H247ZM3 238V237H2ZM7 238V237H6ZM7 238V239H8ZM141 238V240H142V237H140ZM149 238H151V237H149ZM154 238H156V236L154 237ZM158 238H156V239H158ZM169 238V237H168ZM6 239V240H7ZM100 239V240H99ZM135 239H137V238H135ZM139 239V238H138ZM146 239V238H145ZM147 239H148V237H147ZM152 240H153V238H151ZM150 239V240H151ZM155 239V240H156ZM170 239H171V237H170ZM173 239V238H172ZM171 239V240H172ZM176 239H179V236H178V238H176ZM188 239V238H187ZM190 239V238H189ZM194 239H196V238H194ZM197 239H199V238H197ZM0 240H2V239H0ZM143 240H144V238H143ZM150 240H148L147 242H145V244L147 243H149L150 242ZM154 240V241H155ZM164 240H165V238H164ZM237 240H239V239H237ZM236 240V241H237ZM242 240H243V237H242ZM242 240H241V242H242ZM245 240V239H244ZM146 241V240H145ZM174 241V240H173ZM178 241V240H177ZM198 242H199V240H197ZM240 241V240H239ZM140 242V241H139ZM143 242V241H142ZM191 242V241H190ZM203 242V241H202ZM85 243H88V242H86L85 241ZM197 243V242H196ZM238 243V242H237ZM119 244V245H118ZM152 244V243H151ZM167 244V243H166ZM95 245V246H96ZM149 245V244H148ZM137 246V245H136ZM164 246V245H163ZM240 246V245H239ZM263 246V245H262ZM262 246L260 247V248H262ZM90 247V246H89ZM113 247V246H112ZM114 247H113V250H114ZM152 247H153V245H152ZM151 246H150V248H152ZM264 247V246H263ZM91 248V247H90ZM165 248V247H164ZM207 249V248H206ZM264 249V248H263ZM93 251V253L92 254H94V249L92 250ZM98 251V250H97ZM96 251V252H97ZM100 251L102 252V250H99V253H100ZM103 251H105L104 249H103ZM115 251L117 252V249H115ZM260 251H262L263 252V250H260ZM89 252V251H88ZM198 252V251H197ZM204 252H206V251H204ZM98 253V252H97ZM104 254H105V252H103ZM264 253V252H263ZM263 253H262V256H263ZM91 254V253H90ZM101 254V253H100ZM107 254V253H106ZM108 255V254H107ZM112 256V258L114 257L113 255H115L114 253H112V254H109L108 256ZM101 256V255H100ZM102 256H103V254H102ZM108 256H106L105 258L104 257H102L100 260H98L97 262L99 263V264H111L110 263V260H111V256H110V258L108 257ZM168 256V255H167ZM193 256V255H192ZM232 256V255H231ZM240 256H241V254H240ZM258 256H260V255H258ZM261 256V257H262ZM93 257H95V256H93ZM98 257V256H97ZM188 257V256H187ZM187 257H185V258H187ZM260 257V258H261ZM184 258V257H183ZM184 258V259H185ZM230 258V257H229ZM235 258H236V256H235ZM235 258H234V260H235ZM240 259H243L242 257H240ZM258 259V258H257ZM262 259V258H261ZM264 259V258H263ZM262 259V260H263ZM94 260V259H93ZM97 260V259H96ZM95 260V261H96ZM167 260V259H166ZM169 261V260H168ZM91 262V261H90ZM93 262V261H92ZM259 262H261L260 260H259ZM112 263L114 264V262H113V260H112ZM117 263V262H116ZM120 263V262H119ZM229 263V262H228ZM238 263V262H237ZM93 264H94V262H93ZM160 264V263H159ZM169 264V263H168ZM227 264V263H226ZM261 264H262V262H261Z\"/></svg>","mask_w":264,"mask_h":264}]
</instances>
